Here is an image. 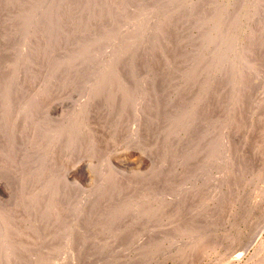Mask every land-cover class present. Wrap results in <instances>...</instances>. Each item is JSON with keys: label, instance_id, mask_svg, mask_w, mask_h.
Returning a JSON list of instances; mask_svg holds the SVG:
<instances>
[{"label": "rangeland", "instance_id": "rangeland-1", "mask_svg": "<svg viewBox=\"0 0 264 264\" xmlns=\"http://www.w3.org/2000/svg\"><path fill=\"white\" fill-rule=\"evenodd\" d=\"M36 1H38L37 4L35 3L36 6H33L34 2H36ZM36 1H34V0H8V1L7 0H0V3H3V5L0 4L3 6V7L0 6V8H2V10H6L4 12V11H1V9H0V16L2 14H5V17H4V15H2L0 17V19L6 20V19L10 18V20L13 21V23L15 22L14 23L15 27L12 25V30H13L12 35L15 36V39H16L15 44H17L18 42L21 43L23 40L25 32L28 33L29 29L31 28L28 24L25 23V21H23V18L25 17L23 15H25V14L28 15L30 9H32V11H30V12L35 11V9L39 10V8H40V10L44 9L45 8L44 5L49 0H40V1L36 0ZM73 1L75 2V6L77 8V11H79L80 14L82 13L84 16L83 20H82V18L79 19L80 22L75 21V20L74 21L78 25H80V23H82L81 25L84 28L87 27V34L82 33L81 36L78 35V39L83 41L84 38H86L85 41H87V42H85V41H83V42L85 44L88 43L91 45L88 46V44H86V45L85 44L84 45L79 44L81 46L80 47L79 45H76V44H72V43L69 44L68 42H70V41L68 40L69 38H67V36L69 37V35L68 34L65 35L66 33L65 34L63 33L64 38H62L63 35H61V38L63 40L66 38L67 39L66 41L68 44L63 45L64 46L63 49L56 50V52H53V55H56V56H54V59L49 58L50 61H49V59L45 60L49 64H47V62H46V64L44 65V67H43L44 73L42 72V74H41L42 76L36 75V77H32V73H33L32 71H34L32 69L39 68L37 63H35L34 61L32 62L33 64L31 63V59L34 58L36 55H34V57L30 58V60H29V54H31L29 52V49H28L29 47H26L25 53L20 54L21 50H19L18 46L19 47H21V46L17 44V47L14 50L15 51L14 55L17 57H20V59H19L20 62L19 61L18 62L20 63V65L22 64V66H21V68H19L17 63H16L17 66L14 64V62L16 61L15 56L9 57L8 58L9 60L7 58L5 59V58L1 57L0 61L2 62V64H1L2 66H0V83L6 82V85L9 86L11 83L14 84V81H15L14 85H12V86L10 85L11 91H13L14 88L16 89V87L22 88L25 86L24 89L23 88L22 89L28 90L30 93L29 92H27V93L29 94V96H32L31 93L34 92L33 91L34 88L36 90V87H37V90H38L39 87H43L44 85H46L48 83V82H46V81H48L47 78L44 79V77H46V76L48 77L50 75L51 69H53L52 66L57 64L55 62V59H57V57H59L61 54H63V56L67 60H70L71 56H73L71 54L79 52L81 50H85L89 47L91 48L92 46H93V49H95L97 46L98 49H95V51H94L95 56L92 54V58L94 59V61L98 60L97 63L93 61L94 64L96 63L98 65L96 67H99V65L101 63H102L101 64L102 66H100L98 69H96V67H95L96 64L94 65V68L96 70H94L93 72L95 74L99 73L98 71H100L101 68L103 70L106 68L105 70H111L110 72H114V73L116 72L119 75L126 74L127 78H129L131 76L129 79L131 80V78H132V80H133V81L129 80V82H127L129 84L128 86L132 85L135 88L141 87L140 90L146 91V90H153L152 88L154 85L157 87V89H160V87H161V86L159 87L160 83L156 82V80H153V79H155L154 76H158V73H162L161 71L159 72V68L161 66L160 63H163L164 61L165 62L168 61L167 65H165V66H168L167 69L171 73H174L175 76L179 80H181V81H177L178 80L177 79L176 81L174 80L175 83L173 82V85L176 86L175 89H177V92L179 95H183V93L180 94L181 91L179 93L178 90L183 89L185 87V85H186L185 82L187 81L186 76L194 74L196 72V70L201 74H207L212 79H214V81H216V80L218 81L219 84H217V82H214L215 85H213L211 87V89L213 88V90L214 89L217 90V91L215 90L214 95H216L215 97H216L217 101L220 102L221 104H219L218 110H215L216 113H215V111L211 112L212 116L208 117L209 118L208 122L204 121V123H206V126H204V127H206L205 129H207V127H208V129L211 130L210 128H212L215 125V123L216 124L218 123L219 126H220V124H222L220 127L214 126L213 129L214 130L216 129L215 133L217 132V133L222 134L221 136H222L223 141L221 140V142H220V148L221 149H219L218 151L220 152L222 150L223 152L222 151L220 152L221 157H220V155L218 156L217 147H214V144H212V146H209L204 150L206 156L208 154H210L211 156L209 157V155H208V157L205 158L206 156L204 155V158H203L204 152H202V155L201 154L197 155V153H194L193 150H191V149H193L192 146H188L191 149H189L190 150L189 151V150H187L188 149V147H187L186 148L187 151H185V153H186V155H188L190 153L191 154L189 155L190 157L188 156V161L186 162L187 164L185 163V164L181 165V161L179 160L177 162V160H176L175 161L176 164L178 163L176 165L175 162H172L173 160L169 159L170 160L169 162L170 163L172 162L174 164L173 165L171 163L170 167H173V168H170V169H172L171 172H175L176 170L177 171L173 174L170 172L169 174H171V175H169V174L165 175L166 173H168V171L165 172L166 170L164 169L167 167V163L165 164L166 161L164 159L162 161L161 158L166 159V156H165V154H163V157H162L160 154L161 151L157 150L155 145L153 146V144H155L154 143L155 140H157L154 137L155 135L153 136L154 139H150V141H149V144H151L150 146H153L152 149L154 148L152 150L151 147L149 146V144H148L149 147L146 146L145 144H142L143 141L145 142L146 138H148L149 136L150 137L152 136L151 132H149L150 134L139 132L137 135L136 134L134 135V134L126 131V130H129L131 128V125H132L133 129H135V127H137V120L134 121V119L129 120L130 122L125 121L127 124H129V126L127 124L123 125V126H125L124 127L125 129L123 128L122 133L120 134L119 138L112 140V141L111 140L110 141L105 140L106 146H105V143L103 142L104 140H100L98 138L93 143L94 145L92 144L93 146H91L92 151L91 150L89 151L88 148H86V147L83 148L84 146H82V147L80 146L81 148L74 146L75 147L74 149H71L68 152H66L65 150L60 148L61 147V145H60L57 148V151L53 157L51 154V152H52V150L50 148L51 146L48 143V141H44L45 139L43 138V133L39 132L37 134L38 135L37 141H39V139H40L37 146L40 149L38 147H35V148H33L32 146L28 147L27 146V143H28L27 140H25V142H22L23 143L22 145H18L19 144L18 142L12 143V142H10L9 138L5 139L8 136L7 133H6L7 135L4 134L3 136H1L2 135L1 134L0 135V148H1L0 149V219H1L0 224L2 227H0V242H1L0 246L3 245L4 247H1V249H0V259H1L0 261L2 262V263L0 262V264H14V263L15 264H32L31 262H34L33 264H66V263L67 264H72V263L77 264V263H79V262H77V260L82 261L81 264H97V263L98 264H107V263L108 264H113V263L114 264H176V263H178V261H179L178 264H181V263L182 264H235V263L236 264H246V262L248 264V262H250V261L251 262L249 264H251V263L253 264L254 261H255L254 263L257 264L259 262V260L261 259V257L258 258V256L259 255L261 256L262 252H264L263 250H261V249H264V140H263L264 139L263 138L264 137V134H263L264 133V130H263L264 129V116H263L264 115V83H263L264 82V68H263L264 67V52H263L264 51V38H263L264 37V33H263L264 32V19H263L264 18V4H263L264 0H199V1L198 0H181V1L180 0H151L150 1L151 4L148 3L147 0H145V1L139 0V2H138V0H123L124 2L121 0V3H120V0H117L119 2L114 0V2H117V3H113L112 0L111 1L108 0L111 3L106 1V0H97V1L96 0H93V1H91V0H73ZM82 1H83V3H82ZM5 2H6V4H5ZM79 2H81V3L79 4ZM92 2H93V6H92ZM132 2H133V5H132ZM134 2H136L137 4L136 3L134 4ZM144 2L146 4V6L143 5ZM11 3L12 4L14 3V5L12 7L10 5ZM108 3H110L109 4L110 6H108ZM40 4H42L43 8L41 7ZM111 4H113L114 6ZM121 4H123V7ZM84 5H86L87 7ZM131 5L134 6L132 8L133 10H131V7H132ZM151 5H152V7H151ZM5 6H7V8ZM9 6H10V9H9ZM124 6H126V7L130 6V8H127L128 9L127 10L126 7L124 8ZM144 6H145V9H144ZM148 6H149V8H148ZM78 7H80L81 9ZM172 7H173V9H172ZM237 7H239V8H237ZM189 8H191V9H189ZM253 8H256V9H253ZM26 9H28V10H26ZM129 9L131 11H129ZM142 9H144V11ZM200 9H201V11H199ZM11 10H13V11H11ZM25 10H26V12H25ZM114 10H116V11H114ZM119 10L121 12L120 14H122V13L124 14V12L126 10L125 15H123V14H122V16L120 15L121 19H123V20H121L119 18V15H118ZM157 10L160 13L159 12L157 13ZM60 12H62V11H60ZM134 12H136V13H134ZM6 13H9V14H7L8 16H6ZM14 13H16V14L14 15ZM110 13L112 15H109ZM165 13H167V14L169 13L168 14L169 16H167ZM175 13L177 14L176 16H175ZM163 14L167 16V17L164 16V17H166V19H163L164 18ZM178 14H179V17H178ZM247 14H248V16H247ZM170 15L175 16V17L173 18ZM60 16L62 18V15H60ZM142 17H144V18L142 19ZM88 18H90V19H88ZM94 18H95V21H94ZM126 18L128 20L127 21L128 23L125 22ZM150 18L152 21L150 20ZM177 18L180 19L179 20L180 23L177 22L178 21ZM187 18H188V20H187ZM87 19L90 20V22L87 23V21H88ZM162 19H163V21H162ZM81 20L83 22L85 21L84 24ZM39 21L40 22H38V24H41V26H42L41 28H43V25H44L43 29H46V31H44L38 27L39 31H41V33H42V34H40V40L41 39L42 40H41V42H39L40 47L38 48V49H40V48L42 49V50L40 49V51L38 50L39 54H41L39 58L45 57V59H46L45 54L47 53V50L49 49V44L51 45L50 41H52V40H50L52 38L50 34H52V33L50 30V27H48L51 23V18L46 16L45 18H42ZM140 21H142V22H140ZM115 22H116V24H115ZM22 23H24L25 25ZM177 23H178V25H177ZM168 24L170 27L168 26V28H167ZM171 24L173 27L171 26ZM153 25H154V27H153ZM155 26H157V27H155ZM175 26H177V27L175 28ZM13 27L16 29H14ZM23 27H25V28H23ZM47 28L49 31H47ZM88 28H90L92 30H90ZM130 28H132L133 30ZM25 29H26V31H25ZM123 29L125 30V32H123L124 31ZM172 29H174L175 32L177 30H180V32L178 31V32L172 34V32H174V30H172ZM18 30L20 31V33ZM138 30H140V31H138ZM166 30H168V32H170V33H168ZM0 31H1L0 32V34H1L0 35V41L2 39H5V41H6V38L9 35H11V33H9V35L7 33V35H6L5 34L6 30L4 28H2L1 26H0ZM15 31H18V33ZM128 32H130V34H128ZM203 32L205 35L203 34ZM16 33L18 35L22 33L21 34V36L23 35L22 39H19L20 37L19 36L17 37ZM43 33H46V34L44 35ZM124 33L129 35V37H126V35L124 37V35H123ZM164 33H167L168 35L171 34L172 36L170 35V37H169V36H167V34H164ZM226 33H228V34H226ZM14 34H16V35H14ZM83 34H84V36H83ZM89 34H91V35H89ZM163 34H164V36L165 35L166 36L164 37ZM178 34H179V36H178ZM181 34H182V36H180ZM32 35L33 34L28 36L26 38L27 40H23V41L28 42L30 40L29 37L31 38ZM207 35L209 37H207ZM132 36H134V38L136 37V39L134 40ZM200 36H201V38H199ZM41 37H43L44 39ZM131 37L133 40L131 39ZM171 37H172V41L169 40V39H171ZM178 37H179V39H178ZM180 37H183V38H180ZM32 38H34V36ZM89 38L91 39V41ZM102 38L105 39V41ZM214 38H216V39H214ZM17 39H19L21 42ZM48 39L50 40L49 42H48ZM114 39H116V40H114ZM176 39H178L179 42ZM254 39H256V40H254ZM110 40L113 42L115 41L114 44ZM120 40H121V42H123L122 40H124L125 45L127 44V46H126L127 48L125 47V45H121L124 42L121 43ZM180 40H182V42ZM251 40H252V42H251ZM258 40H259V42H258ZM45 41H47V42H45ZM100 41H102V42L100 43ZM129 41H131V42H129ZM162 41H164L163 42L164 45H163ZM253 41H255V42H253ZM256 41H257V44H260V43L261 44L260 45L254 44V43H256ZM2 42H4V40ZM43 42H45L46 44H44ZM63 42H65V41H63ZM116 42H118L119 44H115ZM165 42L169 43V45H171L173 42L172 47L169 46L168 44H166ZM93 43H94V45H93ZM143 43L146 44L147 46L143 45ZM155 43H157L158 45ZM179 43H180V45H179ZM95 44H97V45H95ZM14 45L12 43L11 46L14 48ZM117 45L119 46V48H118L119 51L117 50V47H118ZM84 46H88V47L85 48ZM141 46L142 47L144 46V48H141ZM162 46H163V48H162ZM75 47L79 50H77ZM152 47H154L156 49H151ZM45 48L47 50H45ZM123 48H125V50L121 52V50H123ZM249 48L250 49L253 48V49L250 50ZM137 49L139 50V52ZM148 49H150V51ZM113 50H115V51H113ZM160 50H162V51H160ZM174 50H180V51L174 52ZM186 50H187V52H186ZM215 50H217V51H215ZM248 50L251 53L250 52L248 53L247 52ZM59 51H60V53H59ZM158 51H160V52H158ZM70 52H73V53H70ZM151 52H152V54H151ZM64 53L66 55H64ZM135 53H137V54H135ZM139 53H141V54H139ZM153 53H155V54H153ZM156 53H157V55H156ZM163 53H164V56H163ZM166 53H169V54H166ZM241 53L243 55H241ZM19 54H20V56H18ZM67 54H68V56H67ZM80 54H82V52H80ZM69 55H71V56H69ZM131 55H133V56H131ZM140 55H142V57H140ZM240 55L243 57V59ZM119 56L120 57L122 56V57L120 58ZM145 56H147L148 58ZM184 56H186V57H184ZM82 57H83V55H82ZM95 57H98L97 60ZM133 57L135 60L133 59ZM170 57H173V58L171 59ZM239 57H241V58H239ZM247 57H248V59H247ZM256 57H257V59H256ZM183 58H186V60L185 59L183 60ZM2 59H4V60H2ZM11 59L14 61H12ZM27 59H28V61H30V63L27 62ZM102 59H104V60L102 61ZM117 59H121V60H119V62H118ZM122 59L124 62L122 61ZM176 59H178V60H176ZM239 59L241 60V62ZM5 60H7L8 62ZM22 60H24V61H22ZM114 60L116 62H114ZM213 60H215V61H213ZM11 61H12V63H11ZM121 61L123 62V64L120 63ZM137 61H139V63ZM158 61H159V63H158ZM184 61L186 63H184ZM237 61H238V63H237ZM22 62L24 63V65ZM127 62L130 64H127ZM195 62H197V63L194 65ZM245 62H247V63L243 64ZM6 63H8V64H6ZM148 63H150V64H148ZM236 63H237V65H236ZM10 64L12 66V69L10 67ZM225 64H226V66H225ZM4 65H5V67H4ZM131 65H133V66H131ZM143 65H145V67ZM155 65H157V66H155ZM66 66L68 67L69 63H67ZM103 66H104V68H103ZM244 66H246V67H244ZM253 66H255V67H253ZM109 67H112V68H109ZM115 67H116V69H115ZM129 67L130 68L132 67L133 69H130ZM141 67H144V68L142 69ZM174 67L175 68L177 67V68L174 69ZM226 67L228 69H226ZM252 67L254 69H252ZM13 68H17L18 71L15 69L13 70ZM165 68H161L160 70H164ZM45 69H47V70L45 71ZM113 69H115L116 71ZM129 69H130V71H128ZM144 69L146 71H144ZM157 69H158V71H157ZM245 69H246V73H244ZM22 70H23V72H21ZM122 70L124 72H121ZM226 70H229V71H226ZM14 71H15V73H14ZM254 71H258V72L254 73ZM19 72L21 73V75ZM179 72H180V74H179ZM224 72L226 75H224ZM247 72L251 73L252 75L250 74L248 77H245V75L246 76L248 75ZM25 73H28V74H25ZM45 73L48 75H46ZM138 73H139V75H138ZM182 73H183V76L181 75ZM29 74L31 77L29 76ZM178 74L181 76H178ZM243 74H245V75L243 76ZM13 75H15L16 77H14ZM128 75H129V77H128ZM151 75L152 76L154 75V76L152 77ZM184 75H186V76H184ZM20 76H22V77L20 78ZM145 76H147V77H145ZM216 77H219V78L221 77V79H223V80H221V79L219 80V78H216ZM242 77H244V78L242 79ZM12 78H13V80H12ZM32 78H34V79H32ZM144 78H146V80ZM245 78H247V79L249 78L248 81ZM16 79H20V80L17 81ZM35 79H38L40 81H37ZM138 80H139V82H138ZM244 80H246V81H244ZM24 81H26V82L24 83ZM80 81H82L81 82L82 84L79 83L78 85H81L83 87L84 78H82V80H80ZM142 81H143V84H142ZM151 81H153V82H151ZM28 82H30V87H26L29 84ZM36 82H38L37 83L38 86H35V85H37ZM221 82H222V86L220 84ZM233 82H235V84ZM16 83H19L18 86L16 85ZM23 83H24V85H23ZM41 83H43V86L42 85L39 86V84H41ZM146 83H148V84H146ZM230 83H233L234 85H232ZM260 83H262V84H260ZM25 84H27V85H25ZM20 85H22V86H20ZM142 85H147V86L142 87ZM151 85H153V86L151 87ZM218 85H220V86H218ZM46 86H48V85H46ZM46 86H44L42 89L46 88ZM144 87H145V89H144ZM211 89L209 90L208 96L213 95L212 94L213 91ZM251 89H253V90H251ZM196 91L197 90L195 89L194 94H196ZM210 91H211V94H210ZM230 91L232 92V94H229V93H231ZM217 94H219V95H217ZM82 95H83V92H82ZM222 95H224V96H222ZM174 96H177V97H174ZM132 97H133V95L131 93H129L126 100H125V102H126L125 104L127 107L131 104L130 102L132 100ZM196 97H197V95H196ZM249 97H251L250 99H252V100H250ZM74 98H76V97H74ZM179 98H180V100H179ZM81 99H83V96L80 97V100ZM138 99H139V105L138 106L140 108L141 105L144 106L145 101L142 102V100H141L142 96L138 97ZM173 99H175L174 103L176 104L174 109L180 110V107H182L181 102H183V100L181 99L180 96L177 95L176 92L173 95ZM176 99H177V101H176ZM30 100L31 99H29V101ZM44 100H45L44 97L39 99V101H38L39 103H38L37 107H35V110H33V116H34V120L36 122L37 121L39 122V120L40 121L43 120V117H44V112H43L44 106L43 105H45ZM143 100H144V98H143ZM178 100H179V102H178ZM255 100L257 101V103ZM237 101H238V103H237ZM141 102H142V104H141ZM234 102H235V104H234ZM208 104L210 105V108L213 106V104L210 102V100H209ZM37 109H40V111ZM181 109H183V108H181ZM225 109L226 110L228 109V111H226ZM251 109H253V110H251ZM66 110H68V109H66ZM255 110H257V111H255ZM35 111H36V113H35ZM245 111H247V112H245ZM249 111H250V116H249V114H246V113H249ZM253 111L256 113L254 114ZM252 112H253V114H252ZM37 113H39V114H37ZM214 113L216 114V116ZM224 115H225V117H224ZM240 115H241V117H240ZM246 115L250 119H247ZM227 116H229V117H227ZM41 117H42V119H40ZM195 119H193V120L195 122H198L197 118H195ZM30 121L32 122L33 119H31ZM141 121L143 122V120H141ZM54 122H56V121H54ZM2 123L3 122H0V126H1L0 128H3V126L5 125L4 123H3V125H1ZM138 123H140V122L138 121ZM246 123H248V124H246ZM164 124L168 125L167 119L163 120V126H164ZM208 124H209V126H208ZM203 125H205V124H203ZM243 125H245V126H243ZM41 126H43V125L40 123L39 127H41ZM161 126H162V124H161ZM239 127H241V129H244L246 127L247 128L243 130V132H242L243 134H242L241 132H238V129H236ZM249 127H250V129H248ZM20 128H21V126H20ZM217 128H219L220 130ZM225 128H227V129H225ZM1 130L2 129H0V132H3ZM217 130H219V131H217ZM221 130H222V132H221ZM18 132H21V130H19ZM248 132H250L249 134L251 136L248 134ZM180 133H181L180 135H182L185 133V131L184 130L180 131ZM186 133H187V131H186ZM244 133H246L248 135L246 136V134H245V136H244ZM223 134H224V136H223ZM239 134L240 135L242 134L243 136H240ZM260 134H261V136H260ZM129 135H131V137ZM186 135H188V134H186ZM248 136H250V138ZM181 137H183V136H181ZM238 140H240V142ZM244 140H246V141H244ZM106 141L108 142V144ZM243 141H244V143H243ZM42 142H44V143H42ZM99 142H101V143H99ZM259 142L261 144H259ZM39 143H41V144L39 145ZM102 143L104 145H100ZM44 144H46V145L44 146ZM28 145H29V143H28ZM237 145H238V147H237ZM11 146L14 148H12ZM18 146H23V147H21L22 150H20L21 148H17ZM246 146L248 147V149ZM92 147L94 150L92 149ZM98 147H100V149ZM102 147H103V149H102ZM145 147H148L150 149H147ZM5 148H7V150ZM36 148L38 149V151ZM214 148H215V150H214ZM32 149L33 150L35 149V151L32 152L33 151ZM4 150H6V151H4ZM14 150H18V151H14ZM25 150H29L30 153L27 154L28 156L30 154L31 155L29 157L27 156L26 163L24 165H22L21 164V157H22V154L25 152ZM41 150H43V151H41ZM150 150H152L153 153L150 152ZM180 150H181V152H184V149H180ZM44 152H46L47 154ZM58 152L60 153V155L62 152L63 153L60 156V155H57V154H59ZM92 152H93V154L95 153L94 156L91 155ZM98 153L100 154V156H96V155H99ZM148 153H149V155H148ZM11 154L13 156H11ZM42 154H44V155H42ZM48 154H50V155H48ZM4 155H5V157H4ZM8 155L11 157L6 158V157H8ZM256 155H258V156H256ZM62 156H63V158H62ZM157 156H159V157L157 158ZM38 157H39V159H37ZM45 157H46V160H45ZM50 157H51V159H50ZM196 157H200V158L198 159ZM218 157H219V161H217ZM16 158H17V161L14 160ZM30 158H32V160H35V161L32 162L30 160ZM59 158H60V160H59L60 162L57 161ZM154 158L157 160H155ZM216 158H217V160H215ZM18 159H20V160H18ZM1 160H2V162H1ZM27 160H29V162ZM41 160L43 162H41ZM63 160L65 163L63 162ZM211 160H214V161H212V163L214 162L212 166L216 168V171H215V168L213 169L211 166L210 167L211 170H209L208 173H212L214 175L207 174V176H206L207 179H205L206 178L205 175H204V177H205L204 178V177H202L203 176L202 174H203V172H206L205 168H208L207 162L210 163ZM55 161H57V162H55ZM61 161L63 162L62 164H61ZM5 162H7V163H5ZM18 162L23 169L20 166H18L19 165ZM34 162H36V164ZM188 162H191V163H188ZM40 163H41V165H40ZM55 163H58L59 166L61 164V166H60L61 168ZM193 163H195V164H193ZM220 163H222V164H220ZM64 164H66L68 166H66ZM112 164H113V166H112ZM160 164L162 167L160 166ZM226 164H228V165H226ZM32 166H34V167H32ZM46 166H48V167H46ZM49 166L50 167L53 166L52 168L54 170L52 168H50ZM54 166L55 167L58 166L57 167L58 169L57 168L55 169ZM64 166H66V167L64 168ZM35 167H37V168H35ZM160 167L164 171H162V169ZM175 167H177V168H175ZM238 167H239V169H237ZM38 168H40V169H38ZM174 168H175V170H174ZM181 168H183V169H181ZM203 168H204V170H202ZM20 169H22V170H20ZM26 169H27V172H26ZM49 169H51V170H49ZM59 169H61L63 171V175L61 173L62 171L61 170L59 171ZM178 169H179V171L180 170L181 171L179 172ZM197 169L199 170L198 173H197V171H198ZM229 169H230V171H229ZM23 170H25V171L22 172ZM42 171H44L45 173ZM49 171H54V172L50 173ZM185 171H188V172H185ZM182 172L184 173L183 175L181 174ZM160 173L161 174L163 173V174L159 178L158 175H160ZM188 173H190L192 176H190V174H188ZM44 174H46L45 178L42 177ZM47 174L49 176H51V180L50 179L48 180ZM187 175H188V177L186 178ZM32 176H34V177L32 178ZM39 176L42 178H40ZM162 176H163V179H161ZM170 176H171V178H170ZM172 176H173V178H172ZM239 176H241V177H239ZM107 177H109V179ZM151 177H152L153 181H150ZM155 177H157L160 181L155 180L156 179ZM212 177H214V178H212ZM217 177L220 179H218ZM177 178H178V180H177ZM45 179L48 182H46ZM106 179L109 181L105 182ZM141 179H144L145 181L150 179L149 181H147L148 186H150L148 188H151V186L154 185L153 187H155V188L152 187L151 188L152 191H149V192H151L150 196L147 195L146 192H144L145 188L142 187V186H144L143 184H145V183H142V184L139 183V181ZM202 179H205L207 181L204 180L205 181L204 182V181H202ZM214 179L216 180L215 182L212 181ZM36 180H38V181H36ZM41 180H43V181H41ZM56 180H57V182H56ZM208 180L210 182H208ZM217 180H220L221 184H220V181L217 182ZM222 180H224V183ZM49 181H51V183ZM53 181H55V182H53ZM154 181L155 182L157 181L158 183L159 182L160 183L157 184V182H156L157 185L152 184V183H154ZM200 181H202V183H200ZM233 181H234V183H232ZM28 182L30 183L29 185H28ZM44 182H46V183H44ZM113 182L116 185H113ZM176 182H177V184H176ZM181 182H182V184H181ZM198 182H199V184H198ZM149 183H151L152 185ZM162 183L164 185L166 184V186H163ZM168 183H171V184L169 185ZM207 183H208V185H207ZM133 184H135L134 185L135 187H132ZM217 184H218V186H217ZM25 185H26V187H25ZM233 185H234L233 188H235V189L231 188ZM30 186H32V187H30ZM41 186H43V187H41ZM124 186L126 187V188H124L126 190H123ZM161 186L165 187V188L167 187V188L164 189ZM171 186H173V187H171ZM131 188H133V189H131ZM148 188L146 189V191L148 190ZM161 188L166 190V191L162 190ZM58 189H60V190H58ZM199 189L201 191H199ZM202 189H205V190H202ZM48 190H50V191H48ZM128 190L130 192L131 191L132 192L130 193ZM159 190L162 192H158ZM180 190H181V192H180ZM218 190L220 191V193H219V195H216V194H218L216 192H219ZM102 191H103V193H102ZM154 191L156 193H154V195L151 196ZM173 191H175V192L173 193ZM203 191H205V192H203ZM208 191L213 192V193L210 192V194L212 193L211 195H213V197L210 195V199L207 198L209 195L204 197V195L209 193ZM43 192H45V193H43ZM128 192L130 193V195L127 196ZM196 192L198 194L200 192H202V193H200L199 194L200 196H199L198 194H196ZM51 194L53 195V197ZM143 194H144V196L142 197ZM168 194H170V195H168ZM202 194H204V195H202ZM155 195L158 197H154ZM161 195H163V196H161ZM197 195L199 196V198ZM45 196H46V198H45ZM58 196H59V198H58ZM147 196H148V200H147ZM196 196H197L198 204H197V202H195ZM217 196H219V198H217ZM119 197H121V198H119ZM127 197H130V200ZM162 197H164V198H162ZM172 197H176L177 199H172ZM194 197H195V200H193ZM200 197H202V198H200ZM220 197H221V199H220ZM124 198L126 199L125 204L123 203V202H125V201H123ZM152 198H153V200L155 199L154 200L155 203H152L154 206L153 209H152V207H150V206H152V204L150 202H153ZM183 198H187L188 200H184ZM31 199H33V200H31ZM121 199H123V200H121ZM142 199L145 202L147 200V203H145ZM156 199H159V200L156 201ZM169 199H172V200H169ZM200 199H201V201H200ZM205 199H209V200H205ZM42 200H43V202H42ZM164 200H165V202H164ZM32 201H34V202H32ZM127 201H128V203H127ZM217 201H219L220 203L219 202L217 203ZM162 202H163V204H161ZM177 202H178L179 207H177V205H176ZM183 202L186 205L185 204L183 205ZM199 202H200V204H199ZM201 202H203V203H201ZM46 203H48V205H46ZM121 203H123V204H121ZM149 203L151 205H149ZM159 203H160V205H158ZM172 203L173 204L176 203V204L174 205V207H172L173 209L171 208V210H169L170 209L169 207L173 206ZM202 204L204 205V207H202ZM126 205H128V207ZM120 206H122L124 208L123 214L117 213V211L120 212L119 210H121ZM160 206H163V207H161L162 210H160ZM207 206L208 207L211 206V207L206 208ZM223 206H224V208H222ZM192 207H195V208L193 209ZM196 207H198L199 211H198V209H196ZM132 208H134V210ZM150 208L154 211L150 210ZM36 209H38V210H36ZM156 209H159V210H156ZM195 209H196V211H195ZM126 210H127V212H125ZM131 210H132V212L134 211V213L130 212ZM136 210H137V212H136ZM141 212H142V214H141ZM148 212H150V213H148ZM153 212H154V214L156 213L157 215L154 216ZM168 212H169V215H167ZM197 212H199V214ZM83 213H84V215H82ZM146 213H148V214H146ZM158 213H162V215L161 214L159 215ZM165 213H167V214H165ZM202 213H204L205 215ZM103 214H105V215H103ZM150 214H153L152 218L149 217ZM126 215H127V217L124 219L123 217ZM197 215L198 216L200 215L199 222L201 221V224L198 222V216ZM202 215H204L206 217V218H204V220H203L204 216H202ZM217 215H218V217H216ZM43 216L46 218H44ZM104 216L106 217V219ZM121 216H123V217H121ZM146 216H148L149 218H147ZM159 216H160V218H159ZM7 217H8V219H6ZM116 217H118V218L120 217L122 219L121 224L123 223V228H122V225L119 228H117V226L115 225L114 220L116 219ZM208 217H209V219H208ZM214 218L216 219V223H215ZM145 219H147V220H145ZM153 219H156L155 222ZM158 219L161 220V222H159V225H157L158 224L157 222L159 221ZM170 219H172V220H170ZM184 219H186L187 221L186 220L184 221ZM193 219L194 220L197 219V220L194 221ZM207 220L210 222H208ZM126 221H128V222H126ZM180 221L183 223H181ZM206 222H207V224H205ZM144 223H145V225H144ZM163 223H164V225H162ZM177 223H178V225H183L184 227H186V226H188V227L183 228L182 229L183 231H182L181 228L183 226L178 227ZM208 223H210V224H208ZM8 224H10V225H8ZM57 224H58V226H57ZM149 224H150V226H149ZM202 224H205L206 227H205V225H204L205 228L201 227V226H203ZM152 225H153V227H152ZM155 225H157V226H155ZM161 225H162V227H161ZM148 226L151 229L147 228ZM156 227H158V229ZM171 227H174V228H171ZM120 228H122V230L119 231ZM144 228H147L149 230H145ZM154 230H155V232H154ZM184 230H185V232H184ZM187 230H189L188 233H187ZM254 232H256V233H254ZM77 235H78V237H77ZM29 236H31V237H29ZM251 237H252V240H251ZM201 238H203V239H201ZM255 239H256V241H255ZM27 240H29V241H27ZM79 240L82 241L84 244H82V242L80 243ZM250 240L252 242H250ZM28 242H30V243H28ZM91 242H93L92 245L89 244ZM257 243H259L260 246ZM78 244H80V245L78 246ZM83 245L84 246L86 245L85 246L86 248ZM245 245H248V246H245ZM23 246H24L25 250L23 249ZM29 246H31V247H29ZM89 246L90 247L94 246V248L92 247L91 249L96 248L97 251L94 250L95 253L97 252L96 255L94 254L93 250H91L89 248ZM83 247H84V249H83ZM97 247H99L100 252H99ZM242 247L243 248L246 247V249H247L246 254L242 258V260H240V261L237 260L238 262L237 261L233 262L231 260V258H232L231 256H233V254L237 253L240 249H242ZM140 248H142V250ZM88 249H90L91 251H89ZM12 250H13V252H12ZM80 250H82V251H80ZM102 250H103V252H102ZM19 251H21L20 252L21 255L19 254ZM25 251H26V253H22ZM31 251L36 252V253H33ZM260 251H261V253H260ZM3 252H4L5 257L3 256ZM86 252H87V254H86ZM257 252H259V253L256 255H252V254H255ZM1 253H2V255H1ZM72 253H75V254H72ZM79 253H82L83 255L82 254L80 255ZM48 254H49V256H48ZM71 254H72V256H71ZM92 254H94V257H91ZM249 254L252 256V258ZM17 255H19V256L17 257ZM2 256L5 258V260ZM74 256H75V259L73 258ZM79 256L82 259H84V261L86 260V262L84 263V261L81 258H79ZM174 256H176V257H174ZM36 257H38L43 262H41V261L38 262L39 260ZM45 257H47V258H45ZM76 257H77V260H76ZM249 257H250V259H249ZM254 257H256V258H254ZM22 258H24V259H22ZM99 258H101V259H99ZM173 258H174V260H173ZM6 259H7V261H6ZM18 259H19V262L17 263ZM33 259H34V261H32ZM35 259H37V260H35ZM56 259H57V261H56ZM72 259L74 260V262H72ZM90 259H91V261H90ZM122 259H124V260H122ZM66 260H71V261L69 262ZM49 261L52 263H50ZM54 261H56V262H54ZM87 261H88V263H87ZM36 262H38V263H36Z\"/></svg>", "mask_w": 264, "mask_h": 264}, {"label": "bare ground", "instance_id": "bare-ground-1", "mask_svg": "<svg viewBox=\"0 0 264 264\" xmlns=\"http://www.w3.org/2000/svg\"><path fill=\"white\" fill-rule=\"evenodd\" d=\"M8 1V0H7ZM34 1H36V0H34ZM40 1V0H39ZM91 1H93V0H91ZM97 1V0H96ZM106 1H108V0H106ZM111 1V0H110ZM110 1H108V2H110ZM113 1V3H117V2H119V1H117V2H114V0H112ZM123 1V0H122ZM143 1H145V0H143ZM151 0H147V2L148 3H150L151 4V2H150ZM181 1V0H180ZM199 1V0H198ZM10 2V1H9ZM37 2L38 1H36V2H34V4L36 3L37 4ZM45 2V1H44ZM103 2V1H102ZM124 2V1H123ZM138 2H139V0H138ZM141 2V1H140ZM146 2V3H147ZM179 2V1H178ZM81 2H79V4H80ZM82 3H83V1H82ZM86 3V2H85ZM84 3V4H85ZM98 3V2H97ZM106 3V2H105ZM111 3V2H110ZM110 3H108V6H110L109 4ZM120 3H121V0H120ZM136 2H134V4H135ZM153 3V2H152ZM170 3V2H169ZM215 3V2H214ZM240 3V2H239ZM259 3V2H258ZM257 3V4H258ZM0 4H2L3 5V3H0ZM5 4H6V2H5ZM33 4V6H36V4L34 5ZM78 4V5H79ZM89 4V3H88ZM137 4V3H136ZM165 4V3H164ZM264 4V3H263ZM2 5H0V6H2ZM11 5V7L14 5V3L12 4H10ZM41 5V7H42V4H40ZM87 5V4H86ZM86 5H84V6H86ZM96 5V4H95ZM111 5H113V4H111ZM117 5V4H116ZM115 5V6H116ZM120 5V4H119ZM122 5V7H123V4H121ZM126 5V4H125ZM132 5H133V2H132ZM131 5V6H132ZM143 5H145L146 6V4H145V2L143 3ZM148 5V4H147ZM194 5V4H193ZM192 5V6H193ZM199 5V4H198ZM205 5V4H204ZM256 5V4H255ZM20 6V5H19ZM32 6V7H33ZM38 6V5H37ZM45 6V8L44 9H42V10H40V8H39V10L37 9H35V11H33V12H30V11H32V9H30L29 10V13H28V15H26L25 13V15H23V16H25L24 18H23V21H25V23L26 24H28L31 28L29 29V31H28V33H26L25 32V34H24V37H23V40H27L26 38L28 37V36H30L31 34H33L32 36H31V38L29 37V41L28 42H25V41H23L22 40V42L19 40V39H22V36H21V34H17L18 33V31L20 30H18V31H15V32H17L16 34H14V35H16L17 37L19 36L20 38L19 39H17V40H19L21 43H17L18 45H20L21 47H19L18 46V48H19V50H21V53L20 54H23V53H25L26 51V47H29L28 49H29V52L31 53V54H29V60H30V58H32V57H34V55H36L34 58H32L31 59V63L34 61L35 63H37V65H38V67L39 68H37V69H32V70H34V71H32L33 73H32V77H36V75H41L42 74V72H43V67H44V65L46 64V62L47 61H45V60H47V59H54V56H56V55H53V52H56V50H61V49H63V45H66V44H76V45H84L85 43L83 42V41H85V39L86 38H84V40L83 41H81V40H79L78 39V35H80L81 36V34L82 33H86L87 34V27H82V23H80V25H78V24H76V22L75 21H78V22H80V20L79 19H81L82 18V20L84 19V16H83V14L81 13L80 14V12L79 11H77V8H76V6H75V2L73 1V0H49L48 2H46V4L44 5ZM88 6V5H87ZM86 6V7H87ZM92 6H93V2H92ZM114 6V5H113ZM145 6H144V9H145ZM150 6V5H149ZM149 6H148V8H149ZM157 6V5H156ZM191 6V7H192ZM3 7V6H2ZM6 8H7V6H5ZM107 7V6H106ZM120 7V6H119ZM126 6H124V8H125ZM134 6H132L131 7V10H133L132 8H133ZM143 7V6H142ZM151 7H152V5H151ZM150 7V8H151ZM168 7V6H167ZM213 7V6H212ZM260 7V6H259ZM5 8V9H6ZM38 8V7H37ZM43 8V7H42ZM78 8H80V7H78ZM90 8V7H89ZM88 8V9H89ZM103 8V7H102ZM116 8V7H115ZM121 8V7H120ZM123 8V9H124ZM127 8H130V6H128V7H126V9ZM147 8V9H148ZM160 8V7H159ZM158 8V9H159ZM193 8V7H192ZM237 8H239V7H237ZM247 8V7H246ZM1 9V11H6V10H2V8H0ZM9 9H10V6H9ZM34 9V8H33ZM81 9V8H80ZM79 9V10H80ZM83 9V8H82ZM101 9V8H100ZM109 9V8H108ZM117 9V8H116ZM119 9V8H118ZM122 9V8H121ZM144 9H142L143 11H144ZM164 9V8H163ZM172 9H173V7H172ZM177 9V8H176ZM189 9H191V8H189ZM253 9H256V8H253ZM26 10H28V9H26ZM26 10H25V12H26ZM128 10V9H127ZM130 9H129V11H131ZM219 10V9H218ZM11 11H13V10H11ZM60 11H62V12H60ZM87 11V10H86ZM85 11V12H86ZM114 11H116V10H114ZM113 11V12H114ZM128 11V12H129ZM135 11V10H134ZM148 11V10H147ZM178 11V10H177ZM199 11H201V9L199 10ZM203 11V10H202ZM8 12V11H7ZM89 12V11H88ZM94 12V11H93ZM125 12H126V10H125ZM124 12V14L123 15H125L126 13ZM127 12V13H128ZM133 12V11H132ZM149 12V11H148ZM159 11L157 10V13H158ZM179 12V11H178ZM91 13V12H90ZM108 13V12H107ZM118 13V12H117ZM121 12H120V10H119V18L121 19V16H122V14H120ZM134 13H136V12H134ZM160 13V12H159ZM180 13V12H179ZM201 13V12H200ZM222 13V12H221ZM7 14H9V13H6V16H8ZM16 13H14V15H15ZM22 14V13H21ZM129 14V13H128ZM127 14V15H128ZM131 14V13H130ZM150 14V13H149ZM167 16H169L167 13H165ZM253 14V13H252ZM2 15H4V17H5V14H2ZM1 15V16H2ZM49 15V16H48ZM60 15H62V18H61V16ZM91 15V14H90ZM109 15H112L111 13L109 14ZM108 15V16H109ZM121 15V16H120ZM126 15V16H127ZM141 15V14H140ZM143 15V14H142ZM166 15H164L163 14V17L164 16H166ZM177 14L175 13V16H176ZM232 15V14H231ZM236 15V14H235ZM0 16V17H1ZM50 17L51 18V23H50V25L48 26V27H50V30H51V33L52 34H50L51 35V39L50 40H52V41H50L49 39H48V42L50 41L51 42V45L49 44V49L47 50L46 48H45V50H47V53L45 54L46 55V59H45V57H41V58H39L40 57V55L41 54H39V51H40V49H38L40 46H39V42H41V40H40V34H42L41 33V31H39V28H41L42 26H41V24H38V22H40L39 20L40 19H42V18H45V17ZM107 16V17H108ZM148 16V15H147ZM151 16V15H150ZM166 16V17H167ZM171 17H175V16H172V15H170ZM200 16V15H199ZM230 16V15H229ZM247 16H248V14H247ZM146 17V16H145ZM155 17V16H154ZM162 17V16H161ZM166 17H164L163 19H166ZM178 17H179V14H178ZM231 17V16H230ZM8 18V17H7ZM13 18V17H12ZM139 18V17H138ZM144 17H142V19H143ZM148 18V17H147ZM158 18V17H157ZM185 18V17H184ZM237 18V17H236ZM88 19H90V18H88ZM87 19V20H88ZM99 19V18H98ZM101 19V18H100ZM125 19V18H124ZM141 19V20H142ZM163 19H162V21H163ZM178 19V18H177ZM264 19V18H263ZM16 20V19H15ZM75 20V21H74ZM81 20V21H82ZM93 20V19H92ZM121 20H123V19H121ZM150 20H151V18H150ZM156 20V19H155ZM161 20V19H160ZM174 20V19H173ZM179 20L180 19H178V23H180L179 22ZM182 20V19H181ZM187 20H188V18H187ZM236 20V19H235ZM262 20V19H261ZM17 21V20H16ZM22 21V20H21ZM94 21H95V18H94ZM112 21V20H111ZM128 20H127V18H126V20H125V22H127ZM152 21V20H151ZM176 21V20H175ZM230 21V20H229ZM83 22V21H82ZM85 22V21H84ZM84 22H83V24H84ZM88 22H90V20H88L87 21V23ZM121 22V21H120ZM119 22V23H120ZM140 22H142V21H140ZM174 22V21H173ZM231 22V21H230ZM15 23V22H14ZM14 23H13V21H11L10 20V18H8V19H6V20H2V19H0V26L2 27V28H4L6 31V35H7V33H8V35H9V33H11V35H9L7 38H6V41H5V39H2L1 41H0V59H1V57L2 58H9V57H12V56H15L14 55V50H15V48L17 47V44H15L16 43V39H15V36H13L12 34V32H13V30H12V25L14 26ZM123 23V22H122ZM121 23V24H122ZM128 23V22H127ZM148 23V22H147ZM160 23V22H159ZM176 23V22H175ZM178 23H177V25H178ZM223 23V22H222ZM22 24H24V23H22ZM109 24V23H108ZM115 24H116V22H115ZM126 24V23H125ZM163 24V23H162ZM173 24V23H172ZM172 24H171V26H172ZM21 25V24H20ZM25 25V24H24ZM74 25V26H73ZM142 25V24H141ZM140 25V26H141ZM150 25V24H149ZM158 25V24H157ZM27 26V25H26ZM25 26V27H26ZM85 26V25H84ZM162 26V25H161ZM168 26H169V24L167 25V28H168ZM241 26V25H240ZM239 26V27H240ZM15 27V26H14ZM13 27V28H14ZM22 27V26H21ZM25 27H23V28H25ZM39 27V28H38ZM94 27V26H93ZM115 27V26H114ZM117 27V26H116ZM125 27V26H124ZM133 27V26H132ZM153 27H154V25H153ZM155 27H157V26H155ZM170 27V26H169ZM173 27V26H172ZM177 26H175V28H176ZM231 27V26H230ZM43 28H44V25H43ZM43 28H41V30H44V31H46V29H43ZM104 28V27H103ZM166 28V27H165ZM14 29H16V28H14ZM88 29H90V28H88ZM129 29V28H128ZM130 29H132V28H130ZM154 29V28H153ZM156 29V28H155ZM171 29V28H170ZM226 29V28H225ZM230 29V28H229ZM261 29V28H260ZM3 30V29H2ZM24 30V29H23ZM90 30H92V29H90ZM124 30V29H123ZM133 30V29H132ZM169 30V29H168ZM168 30H166L167 32H168ZM172 30H174V29H172ZM25 31H26V29H25ZM47 31H49L48 30V28H47ZM68 31V32H67ZM138 31H140V30H138ZM137 31V32H138ZM165 31V32H166ZM180 32V30H177L176 32ZM226 31V30H225ZM224 31V32H225ZM229 31V30H228ZM1 32V31H0ZM14 32V33H15ZM43 32V31H42ZM123 32H125V30L123 31ZM175 32V30H174V32H172V34L173 33H176ZM223 32V33H224ZM232 32V31H231ZM19 33H20V31H19ZM63 33L65 34V35H69V37L67 36V38H69L68 40L70 41V42H68L67 43V39L65 38L64 40L62 39V38H64V35H63ZM119 33V32H118ZM168 33H170V32H168ZM229 33V32H228ZM228 33H226V34H228ZM260 33V32H259ZM264 33V32H263ZM44 35L46 34V33H43ZM48 34V33H47ZM93 34V33H92ZM106 34V33H105ZM128 34H130V32H128ZM132 34V33H131ZM139 34V33H138ZM164 34H167V33H164ZM164 34H163V36H164ZM203 34H204V32H203ZM217 34V33H216ZM246 34V33H245ZM1 35V34H0ZM61 35H63V37L61 38ZM71 35V36H70ZM89 35H91V34H89ZM98 35V34H97ZM110 35V34H109ZM114 35V34H113ZM124 35V37H125V35H126V37H129V35H127L126 33H124L123 34ZM140 35V34H139ZM160 35V34H159ZM171 35V34H170ZM170 35H168L167 34V36H169L170 37ZM205 35V34H204ZM224 35V34H223ZM254 35V34H253ZM34 36V38H32ZM48 36V35H47ZM83 36H84V34H83ZM93 36V35H92ZM118 36V35H117ZM135 36V35H134ZM134 36H132L133 37V39L135 40L136 39V37L134 38ZM166 36V35H165ZM164 36V37H165ZM172 36V35H171ZM178 36H179V34H178ZM180 36H182V34L180 35ZM184 36V35H183ZM258 36V35H257ZM16 37V38H17ZM49 37V36H48ZM132 37H131V39H132ZM142 37V36H141ZM163 37V38H164ZM174 37V36H173ZM177 37V36H176ZM207 37H209L208 35H207ZM227 37V36H226ZM260 37V36H259ZM262 37V36H261ZM41 38H43V37H41ZM50 38V37H49ZM120 38V37H119ZM180 38H183V37H180ZM199 38H201V36L199 37ZM232 38V37H231ZM250 38V37H249ZM255 38V37H254ZM264 38V37H263ZM44 39V38H43ZM82 39V38H81ZM90 39V38H89ZM88 39V40H89ZM103 39V38H102ZM122 39V38H121ZM125 39V38H124ZM132 39V40H133ZM138 39V38H137ZM152 39V38H151ZM160 39V38H159ZM166 39V38H165ZM178 39H179V37H178ZM178 39H176L178 42H179V40ZM185 39V38H184ZM204 39V38H203ZM214 39H216V38H214ZM4 40V42H2ZM47 40V39H46ZM104 41H105V39H103ZM114 40H116V39H114ZM118 40V39H117ZM130 40V39H129ZM169 40H171L172 41V37H171V39H169ZM224 40V39H223ZM226 40V39H225ZM238 40V39H237ZM253 40V39H252ZM252 40H251V42H252ZM254 40H256V39H254ZM44 41V40H43ZM63 41H65V42H63ZM90 41H91V39H90ZM93 41V40H92ZM103 41V42H104ZM111 41V40H110ZM119 41V40H118ZM123 42H124V40H122ZM158 41V40H157ZM168 41V40H167ZM170 41V42H171ZM175 41V40H174ZM181 42H182V40H180ZM200 41V40H199ZM207 41V40H206ZM216 41V40H215ZM45 42H47V41H45ZM45 42H43L44 44H46ZM85 42H87V41H85ZM102 41H100V43H101ZM111 42H113V41H111ZM115 42V41H114ZM114 42H113V44H114ZM120 42H121V40H120ZM123 42H121V43H123ZM129 42H131V41H129ZM160 42V41H159ZM164 41H162V43H163ZM176 42V41H175ZM253 42H255V41H253ZM258 42H259V40H258ZM12 43H13V45H14V48L11 46L12 45ZM65 43V44H64ZM106 43V42H105ZM133 43V42H132ZM158 43V42H157ZM157 43H155V44H157ZM166 43V42H165ZM184 43V42H183ZM239 43V42H238ZM42 44V43H41ZM86 44H88V43H86ZM85 44V45H86ZM115 44H119L118 42H116ZM166 44H168L169 45V43H166ZM253 44V43H252ZM254 44H257V41H256V43H254ZM253 44V45H254ZM261 44V43H260ZM260 44H257V45H260ZM79 45V46H80ZM89 45H91V44H88V46ZM93 45H94V43H93ZM95 45H97V44H95ZM111 45V44H110ZM121 45H125V42L123 43V44H121ZM143 45H146V44H144L143 43ZM158 45V44H157ZM163 45H164V43H163ZM172 45H173V42H172V44L171 45H169V46H171L172 47ZM176 45V44H175ZM178 45V44H177ZM179 45H180V43H179ZM209 45V44H208ZM214 45V44H213ZM248 45V44H247ZM252 45V46H253ZM69 46V45H68ZM88 46H84L85 48H87ZM100 46V45H99ZM118 46V45H117ZM116 46V47H117ZM127 46V44L125 45V47ZM147 46V45H146ZM151 46V45H150ZM226 46V45H225ZM42 47V46H41ZM81 47V46H80ZM115 47V46H114ZM122 47V46H121ZM183 47V46H182ZM246 47V46H245ZM255 47V46H254ZM17 48V49H18ZM43 48V47H42ZM73 48V47H72ZM76 48V47H75ZM92 48V49H91ZM89 47V48H87V49H85V50H81V51H79V52H76V53H73V52H70V53H73V54H71V55H73V56H71V55H69V56H71V59L70 60H67L64 56H63V54H61L59 57H57V59H55V62L57 63V64H55V65H53L52 67H53V69H51V73H50V75L47 77H44V79L45 78H47V80L48 81H46V82H48L46 85H48V86H46V85H44V86H46V88H44V89H42L44 86H43V83H41V84H39V86L40 85H42L43 87H39L38 88V90H37V87H36V90H35V88H34V92L33 93H31L32 94V96H29V94L27 93V92H29L28 90H23L24 89V87H22V88H20V87H16V89L14 88V90L13 91H11V89H10V85L12 86V85H14L15 84V81H14V84H12L11 82V84L9 85V86H7L6 85V82H4V83H0V122H3L5 125L3 126V128H0V129H2L1 131H3V132H0V135L1 136H3L4 134L5 135H7L8 134V136L5 138V139H7V138H9V140H10V142H18L17 144L18 145H22L23 143L22 142H25V140H27V142L29 143V145H28V143H27V146L28 147H33V148H35V147H38L37 146V144H38V142L40 141V139H39V141H37V134L40 132V133H43V138L45 139L44 141H48V143L50 144V148H51V150H52V152H51V154H52V157L55 155V153H56V151H57V148L61 145V149H63V150H65L66 152H68L69 150H71V149H74L75 147H82V146H84L83 148H88V150L90 151L91 150V146H93L94 144V142H95V140L98 138V139H100V140H104L103 142L105 143V140H115V139H117V138H119L120 137V134L122 133V130H123V128L125 127V126H123V125H126L127 123L126 122H128L129 120H133L134 119V121H136L137 120V127H135V129H133V127H132V125H131V128L129 129V130H126L127 132H129V133H132V134H138L139 132L140 133H149V132H151L152 133V136L150 137H148V138H146L145 139V142L143 141L142 142V144H145L146 146H148V144H149V141H150V139H154V137H155V139H157V140H155V144H153V146L155 145V147L157 148V150H159V151H161L160 152V154H161V156L163 157V154H165V156H166V159L165 158H161V160L163 161V159L166 161H164L165 162V164L167 163V169L166 168H164L166 171L165 172H167L168 171V173H166L165 175H167V174H169L171 171H172V169H170V168H173V167H170L171 166V163L172 162H175L176 160H177V162L180 160L181 161V165L182 164H185L187 161H188V156L191 154H188V155H186V153H185V151H187V150H189V149H191V148H189L188 146H192V148L193 149H191V150H193V152L194 153H197V155H199V154H201L202 155V152H204V150L207 148V147H209V146H212V144H214V147H217V154H218V156L220 155V152L222 151H218L219 149H221L220 148V142H221V140H222V134H220V133H215V130L213 129L214 128V126H218V127H220L222 124H220V126H219V124L217 123H215V125L212 127V128H210L211 130H209L208 129V127H207V129H205L206 127H204V126H206V123H204V121L205 122H208V120H209V118L208 117H210V116H212V114H211V112L213 111H215V110H218V107H219V104H221L220 102H218L217 101V99H216V95H214V92H215V90L216 89H214L213 90V88L211 89V87L213 86V85H215L214 84V82H217V84H219L218 83V81L216 80V81H214V79H212L210 76H208L207 74H201V73H199L197 70H196V72L194 73V74H192V75H184V76H186L187 77V81L185 82L186 83V85H185V87L183 88V89H180V90H178L179 91V93H180V91H181V93L180 94H182L183 93V95H179L178 94V92H177V89H175V85H173V82L175 83V81L178 79L176 76H175V74L174 73H171L167 68H168V66H165V65H167V62H163V63H160L161 64V66H160V68H159V72L161 71L162 73H158V76H154L155 77V79H153V80H156V82H159L160 83V85H159V87H160V89H157V87L154 85H151V87L153 86V90H146V91H142V90H140L141 89V87L140 88H135V87H133L132 85L131 86H128L129 84L127 83V82H129V78L131 77H129V75H128V77L129 78H127V75L126 74H121V75H119V74H117L116 72L114 73V72H110L111 70H103L102 68V70L100 69V71H98L99 73H97V74H95L93 71L94 70H96V69H98L100 66H102L101 64L99 65V67H96V66H98L96 63L98 62V60H97V58L98 57H95L96 58V60L97 61H94V59L92 58V54L95 56V54H94V51H95V49H98V47L96 46V48L95 49H93V46L92 47ZM119 46L117 47V50L119 51ZM127 48V47H126ZM134 48V47H133ZM139 48V47H138ZM141 48H144V46L142 47L141 46ZM146 48V47H145ZM160 48V47H159ZM162 48H163V46H162ZM176 48V47H175ZM181 48V47H180ZM251 48V47H250ZM249 48V49H250ZM77 49V48H76ZM84 49V48H83ZM91 49V50H90ZM140 49V48H139ZM151 49H156V48H154V47H152ZM166 49V48H165ZM183 49V48H182ZM218 49V48H217ZM224 49V48H223ZM244 49V48H243ZM253 49V48H252ZM252 49H250V50H252ZM39 50V51H38ZM42 50V49H41ZM77 50H79V49H77ZM125 50V48H123V50H121V52L122 51H124ZM138 50V49H137ZM149 51H150V49H148ZM147 50V51H148ZM230 50V49H229ZM28 51V50H27ZM85 51V52H84ZM113 51H115V50H113ZM112 51V52H113ZM160 51H162V50H160ZM160 51H158V52H160ZM175 51H180V50H174V52ZM215 51H217V50H215ZM214 51V52H215ZM62 52V51H61ZM67 52V51H66ZM80 52H82V54H80ZM84 52V53H83ZM129 52V51H128ZM138 52H139V50H138ZM141 52V51H140ZM145 52V51H144ZM153 52V51H152ZM152 52H151V54H152ZM186 52H187V50H186ZM230 52V51H229ZM233 52V51H232ZM248 53L250 52L249 50L247 51ZM264 52V51H263ZM59 53H60V51H59ZM86 53V54H85ZM132 53V52H131ZM150 53V52H149ZM171 53V52H170ZM228 53V52H227ZM247 53V54H248ZM251 53V52H250ZM255 53V52H254ZM13 54V55H12ZM20 54L18 55V56H20ZM113 54V53H112ZM111 54V55H112ZM133 54V53H132ZM135 54H137V53H135ZM139 54H141V53H139ZM153 54H155V53H153ZM166 54H169V53H166ZM33 55V56H32ZM44 55V56H45ZM64 55H66L65 53H64ZM82 55H83V57H82ZM121 55V54H120ZM130 55V54H129ZM156 55H157V53H156ZM162 55V54H161ZM173 55V54H172ZM236 55V54H235ZM241 55H243L242 53H241ZM240 55V56H241ZM28 56V55H27ZM67 56H68V54H67ZM110 56V55H109ZM131 56H133V55H131ZM163 56H164V53H163ZM201 56V55H200ZM219 56V55H218ZM16 58H15V62H14V64L17 66V64H18V67L19 68H21V66H22V64L20 65V61H19V59H20V57H17V56H15ZM115 57V56H114ZM113 57V58H114ZM120 57V56H119ZM122 57V56H121ZM120 57V58H121ZM126 57V56H125ZM124 57V58H125ZM130 57V56H129ZM140 57H142V55H140ZM145 57H147V56H145ZM162 57V56H161ZM160 57V58H161ZM184 57H186V56H184ZM242 57V56H241ZM241 57H239V58H241ZM27 58V57H26ZM25 58V59H26ZM136 58V57H135ZM139 58V57H138ZM148 58V57H147ZM171 59L173 58V57H170ZM208 58V57H207ZM24 59V60H25ZM50 59H49V61H50ZM133 59H134V57H133ZM140 59V58H139ZM146 59V58H145ZM180 59V58H179ZM186 60V58H183V60ZM202 59V58H201ZM200 59V60H201ZM219 59V58H218ZM238 59V58H237ZM242 59H243V57H242ZM247 59H248V57H247ZM246 59V60H247ZM256 59H257V57H256ZM2 60H4V59H2ZM9 60V59H8ZM12 60V59H11ZM24 60H22V61H24ZM104 59H102V61H103ZM118 60V62H119V60H121V59H117ZM128 60V59H127ZM132 60V59H131ZM135 60V59H134ZM133 60V61H134ZM176 60H178V59H176ZM182 60V61H183ZM240 60V59H239ZM255 60V59H254ZM253 60V61H254ZM5 61H7V60H5ZM4 61V62H5ZM12 61H14V60H12ZM12 61H11V63H12ZM19 61V62H18ZM96 62L95 64H94V62ZM100 61V60H99ZM122 61H123V59H122ZM120 62V63H122L123 64V62ZM130 61V60H129ZM128 61V62H129ZM211 61V60H210ZM213 61H215V60H213ZM245 61V60H244ZM252 61V60H251ZM257 61V60H256ZM255 61V62H256ZM259 61V60H258ZM8 62V61H7ZM27 62H29L30 63V61H28V59H27ZM26 62V63H27ZM114 62H116L115 60H114ZM127 62V64H130V63H128ZM131 62V61H130ZM138 63H139V61H137ZM240 62H241V60H240ZM17 63V64H16ZM23 63V62H22ZM25 63V64H26ZM67 63H69V66L67 67L66 65H67ZM104 63V62H103ZM126 63V62H125ZM158 63H159V61H158ZM176 63V62H175ZM184 63H186L185 61H184ZM197 62H195L194 63V65L196 64ZM212 63V62H211ZM214 63V62H213ZM237 63H238V61H237ZM237 63H236V65H237ZM247 62H245V63H243V64H246ZM2 64V62L0 61V66H2L1 65ZM6 64H8V63H6ZM33 64V63H32ZM47 64H49L48 62H47ZM99 64V63H98ZM107 64V63H106ZM148 64H150V63H148ZM173 64V63H172ZM192 64V63H191ZM257 64V63H256ZM23 65H24V63H23ZM94 65H95V67H96V69L94 68ZM113 65V64H112ZM119 65V64H118ZM158 65V64H157ZM157 65H155V66H157ZM178 65V64H177ZM184 65V64H183ZM193 65V66H194ZM232 65V64H231ZM240 65V64H239ZM9 66V65H8ZM36 66V65H35ZM109 66V65H108ZM114 66V65H113ZM120 66V65H119ZM122 66V65H121ZM128 66V65H127ZM131 66H133V65H131ZM137 66V65H136ZM144 67H145V65H143ZM149 66V65H148ZM151 66V65H150ZM186 66V65H185ZM184 66V67H185ZM223 66V65H222ZM225 66H226V64H225ZM4 67H5V65H4ZM10 67H11V69H12V66H11V64H10ZM14 67V66H13ZM34 67V66H33ZM144 67H141L142 69L144 68ZM166 67V68H165ZM183 67V66H182ZM187 67V66H186ZM192 67V66H191ZM235 67V66H234ZM244 67H246V66H244ZM253 67H255V66H253ZM252 67V69H254ZM261 67V66H260ZM9 68V67H8ZM24 68V67H23ZM103 68H104V66H103ZM109 68H112V67H109ZM108 68V69H109ZM118 68V67H117ZM123 68V67H122ZM130 68V67H129ZM140 68V69H141ZM161 68H165L164 70H160ZM177 68V67H176ZM175 67H174V69H176ZM219 68V67H218ZM250 68V67H249ZM248 68V69H249ZM264 68V67H263ZM17 70V68H13V70ZM50 69V68H49ZM48 69V70H49ZM115 69H116V67H115ZM115 69H113V70H115ZM124 69V68H123ZM130 69H133L132 67L130 68ZM130 69L128 70V71H130ZM148 69V68H147ZM173 69V68H172ZM179 69V68H178ZM177 69V70H178ZM221 69V68H220ZM226 69H228L227 67H226ZM232 69V68H231ZM247 69V70H248ZM251 69V70H252ZM256 69V68H255ZM8 70V69H7ZM30 70V69H29ZM47 69H45V71H46ZM120 70V69H119ZM230 70V69H229ZM229 70H226V71H229ZM3 71V70H2ZM11 71V70H10ZM18 71V70H17ZM31 71V70H30ZM50 71V70H49ZM116 71V70H115ZM141 71V70H140ZM144 71H146L145 69H144ZM143 71V72H144ZM149 71V70H148ZM154 71V70H153ZM157 71H158V69H157ZM173 71V70H172ZM225 71V72H226ZM242 71V70H241ZM260 71V70H259ZM21 72H23V70L21 71ZM119 72V71H118ZM121 72H124L123 70L121 71ZM127 72V71H126ZM174 72V71H173ZM225 72H224V75H226L225 74ZM255 72H258V71H254V73ZM14 73H15V71H14ZM17 73V72H16ZM20 73V72H19ZM44 73V72H43ZM129 73V72H128ZM142 73V72H141ZM140 73V74H141ZM145 73V72H144ZM148 73V72H147ZM151 73V72H150ZM178 73V72H177ZM208 73V72H207ZM244 73H246V69H245V72ZM248 73V75L246 76L245 74H243V76L245 75V77H248L251 73H249V72H247ZM25 74H28V73H25ZM24 74V75H25ZM46 74V73H45ZM146 74V73H145ZM144 74V75H145ZM149 74V73H148ZM153 74V73H152ZM156 74V73H155ZM179 74H180V72H179ZM178 74V76H183V73L181 74V75H179ZM16 75V74H15ZM15 75H13L14 77H16ZM20 75H21V73H20ZM46 75H48V74H46ZM135 75V74H134ZM138 75H139V73H138ZM221 75V74H220ZM229 75V74H228ZM252 75V74H251ZM259 75V74H258ZM29 76H30V74H29ZM28 76V77H29ZM42 76V75H41ZM133 76V75H132ZM137 76V75H136ZM149 76V75H148ZM152 76V75H151ZM152 76V77H153ZM13 77V78H14ZM22 76H20V78H21ZM25 77V76H24ZM31 77V76H30ZM145 77H147V76H145ZM213 77V76H212ZM8 78V77H7ZM13 78H12V80H13ZM82 78H84V82H83V87L81 86V85H78L79 83H81L82 81H80V80H82ZM185 78V77H184ZM216 78H219V77H216ZM244 77H242V79H243ZM27 79V78H26ZM32 79H34V78H32ZM43 79V78H42ZM43 79V80H44ZM145 80H146V78H144ZM221 79V77L219 78V80ZM245 79H247V78H245ZM249 79V78H248ZM248 79H247V81H248ZM17 81L18 80H20V79H16ZM35 80H37V81H40V80H38V79H35ZM131 80H132V78H131ZM130 80V81H131ZM175 80V81H174ZM221 80H223V79H221ZM225 80V79H224ZM16 81V82H17ZM133 81V80H132ZM144 81V80H143ZM143 81H142V84H143ZM177 81H181V80H177ZM243 81V80H242ZM241 81V82H242ZM244 81H246V80H244ZM2 82V81H1ZM26 81H24V83H25ZM31 82V81H30ZM30 82H28L29 84H28V86H26V87H30ZM34 82V81H33ZM32 82V83H33ZM43 82V81H42ZM137 82V81H136ZM138 82H139V80H138ZM147 82V81H146ZM151 82H153V81H151ZM155 82V81H154ZM232 82V81H231ZM24 83H23V85H24ZM38 82H36V84H37ZM45 83V82H44ZM234 84H235V82H233ZM233 83H230V84H232V85H234ZM237 83V82H236ZM264 83V82H263ZM18 84L19 83H16V85L18 86ZM82 84V83H81ZM145 84V83H144ZM146 84H148V83H146ZM153 84V83H152ZM184 84V83H183ZM221 84V86H222V82L220 83ZM249 84V83H248ZM260 84H262V83H260ZM25 85H27V84H25ZM237 85V84H236ZM240 85V84H239ZM20 86H22V85H20ZM32 86V85H31ZM35 86H38V84L37 85H35ZM136 86V85H135ZM138 86V85H137ZM143 86H147V85H142V87ZM218 86H220V85H218ZM259 86V85H258ZM178 87V86H177ZM234 87V86H233ZM245 87V86H244ZM12 88V87H11ZM235 88V87H234ZM233 88V89H234ZM258 88V87H257ZM144 89H145V87H144ZM150 89V88H149ZM197 90L196 91V94H194L195 92H194V90ZM212 90L213 91V95H209L208 96V94H209V90ZM237 89V88H236ZM235 89V90H236ZM243 89V88H242ZM31 90V89H30ZM82 90V91H81ZM251 90H253V89H251ZM217 91V90H216ZM227 91V90H226ZM32 92V91H31ZM81 92V93H80ZM82 92H83V95H82ZM175 92L177 93V95L178 96H180L181 97V99L183 100V102H181L182 103V107H180V110L179 109H174L175 108V103H174V100L175 99H173V95L175 94ZM198 92V93H197ZM219 92V91H218ZM231 92V91H230ZM239 92V91H238ZM30 93V92H29ZM129 93H131L132 95H133V97H132V100H131V104L127 107L126 106V102H125V100H126V98H127V96H128V94ZM30 94V95H31ZM210 94H211V91H210ZM220 94V93H219ZM219 94H217V95H219ZM229 94H232V92L231 93H229ZM196 95H197V97H196ZM257 95V94H256ZM29 96V97H28ZM81 96H83V99H81L80 100V97ZM142 96V102L143 101H145V103H144V106H142L141 104H142V102H141V107L139 108V99H138V97H141ZM222 96H224V95H222ZM226 96V95H225ZM232 96V95H231ZM42 97H44L45 98V100H44V103H45V105H43L44 106V108H43V112H44V117H43V120H39V122L37 121H35L34 120V116H33V110H35V107H37V105H38V101H39V99H41ZM74 97H76V98H74ZM174 97H177V96H174ZM143 98H144V100H143ZM211 98V99H210ZM228 98V97H227ZM251 97H249V99H250ZM29 99H31L30 101H29ZM75 99V100H74ZM179 100H180V98H179ZM179 100H178V102H179ZM209 100H210V102L213 104V106L210 108V105L208 104L209 103ZM250 100H252V99H250ZM176 101H177V99H176ZM175 101V102H176ZM256 101V100H255ZM240 102V101H239ZM249 102V101H248ZM233 103V102H232ZM237 103H238V101H237ZM256 103H257V101H256ZM231 104V103H230ZM234 104H235V102H234ZM239 105V104H238ZM222 106V105H221ZM220 106V107H221ZM235 106V105H234ZM39 108V107H38ZM181 108H183V109H181ZM66 109H68V110H66ZM37 110H39L40 111V109H37ZM222 110V109H221ZM226 110V109H225ZM239 110V109H238ZM237 110V111H238ZM247 110V109H246ZM250 110V109H249ZM251 110H253V109H251ZM226 111H228V109L226 110ZM255 111H257V110H255ZM219 112V111H218ZM242 112V111H241ZM240 112V113H241ZM245 112H247V111H245ZM254 112V111H253ZM253 112H252V114H253ZM259 112V111H258ZM35 113H36V111H35ZM215 113H216V111H215ZM214 113V114H215ZM228 113V112H227ZM244 113V112H243ZM256 112H254V114H255ZM37 114H39V113H37ZM246 114H249V116H250V111H249V113H246ZM227 115V114H226ZM230 115V114H229ZM242 115V114H241ZM241 115H240V117H241ZM63 116V117H62ZM215 116H216V114H215ZM238 116V115H237ZM264 116V115H263ZM224 117H225V115H224ZM227 117H229V116H227ZM246 117H247V119H250L247 115H246ZM29 118V119H28ZM195 118H197V120H198V122H195L193 119H195ZM220 118V117H219ZM235 118V117H234ZM254 118V117H253ZM31 119H33V121L31 122L30 120ZM40 119H42V117L40 118ZM57 119V120H56ZM143 120V122L141 121V120ZM167 119V124L168 125H165L164 124V126H163V120H166ZM213 119V118H212ZM246 119V118H245ZM261 119V118H260ZM37 120V119H36ZM196 120V119H195ZM240 120V119H239ZM244 120V119H243ZM54 121H56V122H54ZM126 121V122H125ZM138 121L140 122V123H138ZM219 121V120H218ZM242 121V120H241ZM251 121V120H250ZM253 121V120H252ZM130 122V121H129ZM220 122V121H219ZM3 123L1 124V125H3ZM40 123L43 125V126H41V127H39V125H40ZM117 124V125H116ZM135 124V123H134ZM161 124H162V126H161ZM203 124H205V125H203ZM246 124H248V123H246ZM258 124V123H257ZM128 126H129V124H127ZM213 125V124H212ZM225 125V124H224ZM233 125V124H232ZM255 125V124H254ZM20 126H21V128H20ZM208 126H209V124H208ZM243 126H245V125H243ZM252 126V125H251ZM250 126V127H251ZM1 127V126H0ZM164 129H163V128ZM250 127L248 128V129H250ZM247 128V127H246ZM246 128H244V129H246ZM252 128V127H251ZM125 129V128H124ZM217 129H219V128H217ZM225 129H227V128H225ZM236 129H238V132H243V130L244 129H241V127H239V128H236ZM258 129V128H257ZM261 129V128H260ZM19 130H21V132H18ZM185 131V133L184 134H182V135H180L181 133H180V131ZM220 130V129H219ZM219 130H217V131H219ZM264 130V129H263ZM186 131H187V133H186ZM246 131V130H245ZM262 131V130H261ZM126 132V133H127ZM221 132H222V130H221ZM7 133V134H6ZM11 133V134H10ZM250 132H248V134H249ZM131 134V135H132ZM150 134V133H149ZM186 134H188V135H186ZM230 134V133H229ZM233 134V133H232ZM243 134V133H242ZM240 135V136H243V135ZM245 134L246 133H244V136H245ZM248 134H246V136L248 135ZM264 134V133H263ZM131 135H129L130 137H131ZM155 135V136H154ZM236 135V134H235ZM250 135V134H249ZM259 135V134H258ZM26 136V137H25ZM154 136V137H153ZM181 136H183V137H181ZM223 136H224V134H223ZM251 136V135H250ZM250 136H248L249 138H250ZM260 136H261V134H260ZM139 137V136H138ZM143 137V136H142ZM153 137V138H152ZM235 137V136H234ZM263 137V136H262ZM42 138V139H43ZM228 138V137H227ZM238 138V137H237ZM247 138V137H246ZM264 138V137H263ZM253 140V139H252ZM260 140V139H259ZM262 140V139H261ZM264 140V139H263ZM106 141V142H107ZM223 141V140H222ZM239 142H240V140H238ZM244 141H246V140H244ZM244 141H243V143H244ZM226 142V141H225ZM242 142V141H241ZM251 142V141H250ZM249 142V143H250ZM261 142V141H260ZM259 142V144H261ZM11 143V144H12ZM42 143H44V142H42ZM99 143H101V142H99ZM152 143V142H151ZM228 143V142H227ZM247 143V142H246ZM9 144V143H8ZM25 144V143H24ZM41 143H39V145H40ZM93 144V145H92ZM107 144H108V142H107ZM242 144V143H241ZM256 144V143H255ZM46 144H44V146H45ZM98 145V144H97ZM100 145H104L103 143L102 144H100ZM151 144H149V146H150ZM225 145V144H224ZM233 145V144H232ZM43 146V145H42ZM43 146V147H44ZM75 146V147H74ZM99 146V145H98ZM105 146H106V143H105ZM128 146V145H127ZM148 146V147H149ZM153 146H150L151 147V149H152V147ZM5 147V146H4ZM12 147V146H11ZM10 147V148H11ZM21 147H23V146H18L17 148H21ZM80 147V148H81ZM101 147V146H100ZM100 147H98L99 149H100ZM131 147V146H130ZM143 147V146H142ZM148 147H145V148H147V149H150V148H148ZM188 147V149L186 150V148ZM223 147V146H222ZM227 147V146H226ZM232 147V146H231ZM237 147H238V145H237ZM243 147V146H242ZM247 147V146H246ZM12 148H14V147H12ZM39 148V147H38ZM49 148V149H50ZM90 148V149H89ZM105 148V147H104ZM144 148V149H145ZM155 148V149H156ZM225 148V147H224ZM1 149V148H0ZM6 150H7V148H5ZM16 149V148H15ZM28 149V148H27ZM37 149V148H36ZM40 149V148H39ZM44 149V148H43ZM92 149H93V147H92ZM102 149H103V147H102ZM131 149V148H130ZM154 149V148H153ZM152 149V150H153ZM180 149H184V152H181V150ZM223 149V148H222ZM244 149V148H243ZM247 149H248V147H247ZM255 149V148H254ZM6 150H4V151H6ZM10 150V149H9ZM8 150V151H9ZM20 150H22V148L20 149ZM33 150V149H32ZM94 150V149H93ZM122 150V149H121ZM152 150H150V152H152L153 153V151ZM156 150V151H157ZM212 150V149H211ZM214 150H215V148H214ZM230 150V149H229ZM14 151H18V150H14ZM35 151V149L32 151V152H34ZM37 151H38V149H37ZM41 151H43V150H41ZM48 151V150H47ZM50 151V150H49ZM61 151V150H60ZM92 151V150H91ZM127 151V150H126ZM155 151V152H156ZM164 153H163V152ZM190 151V150H189ZM243 151V150H242ZM2 152V151H1ZM20 152V151H19ZM83 152V151H82ZM214 152V151H213ZM223 152V151H222ZM246 152V151H245ZM6 153V152H5ZM16 153V152H15ZM30 152H29V150H25V152L22 154V157H21V164L22 165H24L25 163H26V158H27V154H29ZM44 153H46V152H44ZM59 153V152H58ZM63 153V152H62ZM62 153H61V155H62ZM73 153V152H72ZM85 153V152H84ZM90 153V152H89ZM101 153V152H100ZM250 153V152H249ZM9 154V153H8ZM47 154V153H46ZM95 154V153H94ZM94 154H93V152H92V154L91 155H93L94 156ZM99 154V153H98ZM215 154V153H214ZM226 154V153H225ZM31 155V154H30ZM29 155V156H30ZM40 155V154H39ZM42 155H44V154H42ZM48 155H50V154H48ZM57 155H60V153L59 154H57ZM60 155V156H61ZM64 155V154H63ZM66 155V154H65ZM74 155V154H73ZM81 155V154H80ZM148 155H149V153H148ZM154 155V154H153ZM152 155V156H153ZM204 155L206 156V154H205V152H204V154H203V158H204ZM209 155V157L211 156L210 154H208ZM208 155L205 157V158H207L208 157ZM238 155V154H237ZM246 155V154H245ZM244 155V156H245ZM11 156H13L12 154H11ZM11 156H9L8 155V157H6V158H9V157H11ZM15 156V155H14ZM28 156V157H29ZM35 156V155H34ZM96 156H100V154L99 155H96ZM160 156V157H161ZM225 156V155H224ZM234 156V155H233ZM256 156H258V155H256ZM3 157V156H2ZM4 157H5V155H4ZM68 157V156H67ZM78 157V156H77ZM81 157V156H80ZM92 157V156H91ZM159 156H157V158H158ZM190 157V156H189ZM194 157V156H193ZM192 157V158H193ZM202 157V156H201ZM220 157H221V155H220ZM232 157V156H231ZM236 157V156H235ZM249 157V156H248ZM14 158V157H13ZM20 158V157H19ZM41 158V157H40ZM62 158H63V156H62ZM149 158V157H148ZM152 158V157H151ZM196 158H200V157H196ZM195 158V159H196ZM247 158V157H246ZM29 159V158H28ZM35 159V158H34ZM37 159H39V157L37 158ZM50 159H51V157H50ZM80 159V158H79ZM150 159V158H149ZM155 159V158H154ZM169 159H171V160H173L171 163L169 162L170 160ZM5 160V159H4ZM7 160V159H6ZM14 160H16L17 161V158L16 159H14ZM18 160H20V159H18ZM30 160L33 162V161H35V160H32V158H30ZM43 160V159H42ZM41 160V162H43ZM45 160H46V157H45ZM48 160V159H47ZM60 160V158L57 160V161H59ZM151 160V159H150ZM155 160H157V159H155ZM202 160V159H201ZM208 160V159H207ZM215 160H217V158L215 159ZM240 160V159H239ZM242 160V159H241ZM9 161V160H8ZM11 161V160H10ZM15 161V162H16ZM28 162H29V160H27ZM57 161H55V162H57ZM74 161V160H73ZM204 161V160H203ZM210 161V160H209ZM212 161H214V160H211V162L209 163V162H207L208 164V168H205V170H206V172H203V176L202 177H204V175H205V177L207 176V174H212V173H208L209 172V170H211L210 169V167L213 165V163H212ZM217 161H219V157H218V160ZM237 161V160H236ZM1 162H2V160H1ZM60 162V161H59ZM63 162H64V160H63ZM62 161H61V164L63 163ZM151 162V161H150ZM156 162V161H155ZM170 164H169V163ZM202 162V161H201ZM206 162V161H205ZM238 162V161H237ZM5 163H7V162H5ZM14 163V162H13ZM35 164H36V162H34ZM39 163V162H38ZM65 163V162H64ZM134 163V162H133ZM163 163V162H162ZM188 163H191V162H188ZM200 163V162H199ZM203 163V162H202ZM219 163V162H218ZM11 164V163H10ZM18 164H19V162H18ZM17 164V165H18ZM47 164V163H46ZM55 164H57L58 166H59V164L58 163H55ZM54 164V165H55ZM61 164H60V166H61ZM67 164V163H66ZM66 164H64V165H66ZM75 164V163H74ZM173 164V163H172ZM175 164H176V162H175ZM178 164V163H177ZM176 164V165H177ZM187 164V163H186ZM193 164H195V163H193ZM216 164V163H215ZM220 164H222V163H220ZM16 165V164H15ZM34 165V164H33ZM38 165V164H37ZM36 165V166H37ZM40 165H41V163H40ZM89 165V164H88ZM174 165V164H173ZM191 165V164H190ZM200 165V164H199ZM203 165V164H202ZM206 165V164H205ZM226 165H228V164H226ZM12 166V165H11ZM10 166V167H11ZM18 166H20V164L18 165ZM43 166V165H42ZM45 166V165H44ZM58 166H54L55 167V169L58 167ZM59 166V167H60ZM66 166H68V165H66ZM66 166H64V168L66 167ZM112 166H113V164H112ZM160 166H161V164H160ZM198 166V165H197ZM201 166V165H200ZM218 166V165H217ZM233 166V165H232ZM249 166V165H248ZM6 167V166H5ZM21 167V166H20ZM31 167V166H30ZM32 167H34V166H32ZM41 167V166H40ZM46 167H48V166H46ZM50 167V166H49ZM53 166H51L50 168H52ZM162 167V166H161ZM160 167V168H161ZM220 167V166H219ZM250 167V166H249ZM22 168V167H21ZM35 168H37V167H35ZM44 168V167H43ZM61 168V167H60ZM63 168V169H64ZM175 168H177V167H175ZM175 168H174V170H175ZM180 168V167H179ZM196 168V167H195ZM194 168V169H195ZM212 168L214 169L215 167H213L212 166ZM218 168V167H217ZM223 168V167H222ZM23 169V168H22ZM22 169H20V170H22ZM25 169V168H24ZM38 169H40V168H38ZM37 169V170H38ZM42 169V168H41ZM47 169V168H46ZM53 169V168H52ZM58 169V168H57ZM162 169V168H161ZM181 169H183V168H181ZM219 169V168H218ZM235 169V168H234ZM237 169H239V167L237 168ZM246 169V168H245ZM251 169V168H250ZM32 170V169H31ZM30 170V171H31ZM49 170H51V169H49ZM54 170V169H53ZM61 169H59V171H60ZM198 170V169H197ZM202 170H204V168L202 169ZM233 170V169H232ZM25 170H23L22 172H24ZM29 171V170H28ZM33 171V170H32ZM41 171V170H40ZM45 171V170H44ZM44 171H42V172H44ZM62 171V170H61ZM134 171V170H133ZM162 171H164L163 169H162ZM177 171V170H176ZM175 171V172H176ZM178 171H179V169H178ZM181 171V170H180ZM179 171V172H180ZM189 171V170H188ZM188 171H185V172H188ZM215 171H216V168H215ZM228 171V170H227ZM229 171H230V169H229ZM246 171V170H245ZM26 172H27V169H26ZM50 173L51 172H54V171H49ZM110 172V171H109ZM175 172H171L172 174L173 173H175ZM184 172V171H183ZM181 173L182 175L184 174V173ZM190 172V171H189ZM199 172V170L197 171V173ZM221 172V171H220ZM241 172V171H240ZM38 173V172H37ZM45 173V172H44ZM49 173V174H50ZM58 173V172H57ZM62 173V175H63V171L61 172ZM111 173V172H110ZM214 173V172H213ZM217 173V172H216ZM244 173V172H243ZM55 174V173H54ZM59 174V173H58ZM163 174V173H162ZM161 173H160V175H158L159 176V178H160V176L162 175ZM188 174H190V173H188ZM12 175V174H11ZM30 175V174H29ZM74 175V174H73ZM164 175V176H165ZM169 175H171V174H169ZM186 175V174H185ZM212 175H214V174H212ZM26 176V175H25ZM45 176H46V174H44L42 177L43 178H45ZM47 176H48V180L50 179L51 180V176H49L48 174H47ZM137 176V175H136ZM174 176V175H173ZM173 176H172V178H173ZM179 176V175H178ZM190 176H192L191 174H190ZM200 176V175H199ZM198 176V177H199ZM24 177V176H23ZM34 176H32V178H33ZM40 177V176H39ZM42 177H40V178H42ZM50 177V178H49ZM181 177V176H180ZM185 177V176H184ZM188 177V175L186 176V178ZM204 177V178H205ZM210 177V176H209ZM208 177V178H209ZM221 177V176H220ZM239 177H241V176H239ZM29 178V177H28ZM60 178V177H59ZM108 179H109V177H107ZM112 178V177H111ZM156 179L155 180H158V181H160L157 177H155ZM170 178H171V176H170ZM190 178V177H189ZM212 178H214V177H212ZM218 178V177H217ZM237 178V177H236ZM36 179V178H35ZM53 179V178H52ZM63 179V178H62ZM103 179V178H102ZM113 179V178H112ZM147 179V178H146ZM161 179H163V176H162V178ZM166 179V178H165ZM182 179V178H181ZM180 179V180H181ZM199 179V178H198ZM205 179H207V177L205 178ZM205 179H202V181H204ZM218 179H220V178H218ZM240 179V178H239ZM238 179V180H239ZM39 180V179H38ZM38 180H36V181H38ZM44 180V179H43ZM43 180H41V181H43ZM46 180V179H45ZM115 180V179H114ZM150 179H148L147 181H149ZM170 180V179H169ZM177 180H178V178H177ZM200 180V179H199ZM210 180V179H209ZM208 180V182H210ZM24 181V180H23ZM97 181V180H96ZM106 181H109V180H105V182ZM138 181V180H137ZM147 181H145L144 179H141L140 181H139V183H145V184H143L144 186H142V187H144L143 189L145 190L144 192H146L147 193V195H149L150 196V194H151V192H149V191H152V187L154 186H151V188H148V187H150V186H148V184H147ZM150 181H153L152 180V177H151V180ZM202 181H200V183H202ZM205 181H207V180H205ZM204 181V182H205ZM213 182H215L216 180L214 179V180H212ZM220 180H217V182H219ZM223 181V183H224V180H222ZM235 181V180H234ZM234 181L232 182V183H234ZM46 182H48L47 180H46ZM46 182H44V183H46ZM50 183H51V181H49ZM53 182H55V181H53ZM52 182V183H53ZM56 182H57V180H56ZM104 182V181H103ZM157 182V181H156ZM156 182L154 181V183H152V184H155V185H157V184H159L158 182H157V184H156ZM170 182V181H169ZM236 182V181H235ZM43 183V182H42ZM109 183V182H108ZM118 183V182H117ZM138 183V182H137ZM30 183L28 182V185H29ZM107 184V183H106ZM149 184H151V183H149ZM151 184V185H152ZM169 185L171 184V183H168ZM176 184H177V182H176ZM181 184H182V182H181ZM184 184V183H183ZM198 184H199V182H198ZM220 184H221V181H220ZM37 185V184H36ZM58 185V184H57ZM62 185V184H61ZM112 185V184H111ZM113 185H116L114 182H113ZM118 185V184H117ZM123 185V184H122ZM135 184H133V186L132 187H135L134 186ZM137 185V184H136ZM162 185L163 186H166V184L164 185L163 183H162ZM207 185H208V183H207ZM229 185V184H228ZM227 185V186H228ZM240 185V184H239ZM24 186V185H23ZM217 186H218V184H217ZM25 187H26V185H25ZM30 187H32V186H30ZM41 187H43V186H41ZM119 187V186H118ZM128 187V186H127ZM137 187V186H136ZM139 187V186H138ZM141 187V188H142ZM148 188V190L146 191V189ZM162 187V186H161ZM171 187H173V186H171ZM205 187V186H204ZM222 187V186H221ZM234 187V185L231 187V188H233ZM28 188V187H27ZM59 188V187H58ZM99 188V187H98ZM124 188H126L125 186L123 187V190H126V189H124ZM153 188H155V187H153ZM162 188H164V189H166L165 187H162ZM161 188V189H162ZM51 189V188H50ZM108 189V188H107ZM112 189V188H111ZM116 189V188H115ZM128 189V188H127ZM131 189H133V188H131ZM160 189V188H159ZM164 189H162V190H164ZM180 189V188H179ZM218 189V188H217ZM216 189V190H217ZM233 189H235V188H233ZM58 190H60V189H58ZM106 190V189H105ZM114 190V189H113ZM141 190V189H140ZM178 190V189H177ZM202 190H205V189H202ZM215 190V189H214ZM48 191H50V190H48ZM64 191V190H63ZM129 191V190H128ZM137 191V190H136ZM164 191H166V190H164ZM183 191V190H182ZM189 191V190H188ZM199 191H201L200 189H199ZM219 191V190H218ZM225 191V190H224ZM233 191V190H232ZM33 192V191H32ZM125 192V191H124ZM130 192V191H129ZM128 192V194H127V196L128 195H130V193L132 192H130L129 193ZM142 192V191H141ZM158 192H162V191H158ZM175 191H173V193H174ZM180 192H181V190H180ZM184 192V191H183ZM198 192V191H197ZM196 192V194H198ZM203 192H205V191H203ZM209 192V191H208ZM210 192H212V191H210ZM210 192L208 193V194H206V195H204V194H202V195H204V197L205 196H207V195H209L207 198H209L210 199V195L213 193H211L210 194ZM216 192V191H215ZM27 193V192H26ZM43 193H45V192H43ZM47 193V192H46ZM102 193H103V191H102ZM140 193V192H139ZM154 193H156L155 191L153 192V194L151 195V196H153L154 195ZM200 193H202V192H200ZM199 193V194H200ZM216 193H218V194H216V195H219V193H220V191L219 192H216ZM58 194V193H57ZM123 194V193H122ZM125 194V195H126ZM198 194V195H199ZM22 195V194H21ZM48 195V194H47ZM52 195V194H51ZM68 195V194H67ZM103 195V194H102ZM107 195V194H106ZM146 195V194H145ZM168 195H170V194H168ZM172 195V194H171ZM181 195V194H180ZM184 195V194H183ZM197 195V196H198ZM225 195V194H224ZM57 196V195H56ZM109 196V195H108ZM144 196V194L142 195V197ZM161 196H163V195H161ZM160 196V197H161ZM186 196V195H185ZM197 196H196V201L195 202H197ZM200 196V195H199ZM199 196H198V198H199ZM212 197H213V195H211ZM223 196V195H222ZM221 196V197H222ZM32 197V196H31ZM52 197H53V195H52ZM65 197V196H64ZM124 197V196H123ZM141 197V198H142ZM154 197H158V196H154ZM153 197V198H154ZM159 197V198H160ZM179 197V196H178ZM221 197H220V199H221ZM224 197V196H223ZM45 198H46V196H45ZM44 198V199H45ZM50 198V197H49ZM58 198H59V196H58ZM119 198H121V197H119ZM127 198H129V200H130V197H127ZM140 198V199H141ZM153 198H152V200H153ZM162 198H164V197H162ZM200 198H202V197H200ZM217 198H219V196H217ZM228 198V197H227ZM56 199V198H55ZM108 199V198H107ZM112 199V198H111ZM144 199V198H143ZM142 199V200H143ZM161 199V198H160ZM166 199V198H165ZM172 199H177L176 197H172ZM172 199H169V200H172ZM179 199V198H178ZM184 200H188L187 198H183ZM182 199V200H183ZM191 199V198H190ZM209 199H205V200H209ZM31 200H33V199H31ZM121 200H123V199H121ZM120 200V201H121ZM141 200V201H142ZM146 200V199H145ZM147 200H148V196H147ZM147 200H146V202L145 203H147ZM155 200V199H154ZM154 200H153V202H150L151 204L152 203H155L154 202ZM157 200H159V199H156V201ZM162 200V199H161ZM193 200H195V197L193 198ZM58 201V200H57ZM123 201H125V202H123ZM122 202L125 204L126 203V199L124 198V200H123ZM133 201V200H132ZM199 201V200H198ZM200 201H201V199H200ZM204 201V200H203ZM220 201V200H219ZM219 201H217V203L219 202ZM32 202H34V201H32ZM39 202V201H38ZM42 202H43V200H42ZM50 202V201H49ZM54 202V201H53ZM62 202V201H61ZM64 202V201H63ZM164 202H165V200H164ZM179 202V201H178ZM178 202H177V207H179L178 206ZM186 202V201H185ZM221 202V201H220ZM219 202V203H220ZM37 203V202H36ZM123 203H121V204H123ZM127 203H128V201H127ZM135 203V202H134ZM138 203V202H137ZM149 203V205H151ZM201 203H203V202H201ZM205 203V202H204ZM38 204V203H37ZM36 204V205H37ZM157 204V203H156ZM161 204H163V202L161 203ZM167 204V203H166ZM173 204V203H172ZM175 204H173V206H171V207H169L170 209L169 210H171V208L172 207H174V205ZM185 203L183 202V205H184ZM194 204V203H193ZM197 204H198V202H197ZM199 204H200V202H199ZM46 205H48V203H46ZM50 205V204H49ZM158 205H160V203L158 204ZM157 205V206H158ZM186 205V204H185ZM206 205V204H205ZM123 206V205H122ZM122 206H120L121 207V210H119L120 212H118L117 211V213H121V214H123L124 213V208L122 207ZM127 207H128V205H126ZM135 206V205H134ZM156 206V205H155ZM191 206V205H190ZM201 206V205H200ZM216 206V205H215ZM37 207V206H36ZM126 207V208H127ZM141 207V206H140ZM150 207H152V209H153V204H152V206H150ZM161 207H163V206H160V210H162L161 209ZM181 207V206H180ZM202 207H204V205L202 204ZM211 207V206H210ZM210 207H206V208H210ZM220 207V206H219ZM75 208V207H74ZM80 208V207H79ZM116 208V207H115ZM159 208V207H158ZM193 209L195 208V207H192ZM191 208V209H192ZM222 208H224V206L222 207ZM33 209V208H32ZM46 209V208H45ZM133 210H134V208H132ZM147 209V208H146ZM151 208H150V210H152ZM173 209V208H172ZM196 209H198V207H196ZM196 209H195V211H196ZM36 210H38V209H36ZM43 210V209H42ZM128 210V209H127ZM127 210L125 211V212H127ZM140 210V209H139ZM156 210H159V209H156ZM201 210V209H200ZM213 210V209H212ZM220 210V209H219ZM218 210V211H219ZM113 211V210H112ZM148 211V210H147ZM152 211H154V210H152ZM177 211V210H176ZM198 211H199V209H198ZM211 211V210H210ZM217 211V210H216ZM73 212V211H72ZM130 212H132V210L130 211ZM136 212H137V210H136ZM144 212V211H143ZM172 212V211H171ZM170 212V213H171ZM174 212V211H173ZM191 212V211H190ZM194 212V211H193ZM202 212V211H201ZM200 212V213H201ZM10 213V212H9ZM8 213V214H9ZM34 213V212H33ZM47 213V212H46ZM51 213V212H50ZM111 213V212H110ZM132 213H134V211L132 212ZM148 213H150V212H148ZM148 213H146V214H148ZM192 213V212H191ZM198 214H199V212H197ZM196 213V214H197ZM127 214V213H126ZM129 214V213H128ZM141 214H142V212H141ZM153 214H154V212H153ZM153 214H150L149 215V217H151L152 218V216H153ZM159 215L161 214L162 215V213H158ZM165 214H167V213H165ZM164 214V215H165ZM202 214H204V213H202ZM30 215V214H29ZM73 215V214H72ZM82 215H84V213L82 214ZM103 215H105V214H103ZM107 215V214H106ZM155 215H157L156 213L154 214V216ZM163 215V216H164ZM167 215H169V212H168V214ZM194 215V214H193ZM205 215V214H204ZM204 215H202V216H204ZM224 215V214H223ZM99 216V215H98ZM108 216V215H107ZM129 216V215H128ZM173 216V215H172ZM198 216V215H197ZM44 217V216H43ZM66 217V216H65ZM102 217V216H101ZM105 217V216H104ZM121 217H123V216H121ZM127 217V215L126 216H124L123 218L125 219ZM143 217V216H142ZM147 218H149L148 216H146ZM196 217V216H195ZM199 217H200V215L198 216V222H199ZM216 217H218V215L216 216ZM44 218H46V217H44ZM79 218V217H78ZM144 218V217H143ZM154 218V217H153ZM159 218H160V216H159ZM169 218V217H168ZM204 218H206L205 216L203 217V220H204ZM6 219H8V217L6 218ZM103 219V218H102ZM105 219H106V217H105ZM162 219V218H161ZM195 219V218H194ZM193 219V220H194ZM208 219H209V217H208ZM215 219V218H214ZM1 220V219H0ZM109 220V219H108ZM121 218L119 217H116V219L114 220L115 221V225L117 226V228H119V227H121V225H122V228H123V223L121 224ZM143 220V219H142ZM145 220H147V219H145ZM154 220V222H155V220L156 219H153ZM159 220V221H158ZM157 221V225H159V222H161V220L160 219H158ZM163 220V219H162ZM170 220H172V219H170ZM169 220V221H170ZM186 219H184V221H185ZM197 220V219H196ZM196 220H194V221H196ZM29 221V220H28ZM183 221V220H182ZM183 221V222H184ZM187 221V220H186ZM208 221V220H207ZM2 222V221H1ZM13 222V221H12ZM126 222H128V221H126ZM131 222V221H130ZM129 222V223H130ZM163 222V221H162ZM181 222V221H180ZM183 222H181V223H183ZM189 222V221H188ZM208 222H210V221H208ZM3 223V222H2ZM186 223V222H185ZM200 224H201V221L199 222ZM215 223H216V219H215ZM11 224V223H10ZM10 224H8V225H10ZM61 224V223H60ZM147 224V223H146ZM156 224V223H155ZM190 224V223H189ZM205 224H207V222L205 223ZM205 224H202L203 226H201V227H204V225ZM208 224H210V223H208ZM7 225V226H8ZM136 225V224H135ZM144 225H145V223H144ZM143 225V226H144ZM157 225H155V226H157ZM162 225H164V223L162 224ZM162 225H161V227H162ZM213 225V224H212ZM55 226V225H54ZM57 226H58V224H57ZM105 226V225H104ZM125 226V225H124ZM142 226V227H143ZM149 226H150V224H149ZM149 226L147 227V228H149ZM176 226V225H175ZM177 226L178 227H182L183 225H178V223H177ZM186 226V225H185ZM0 227H2L1 226V224H0ZM9 227V226H8ZM126 227V226H125ZM152 227H153V225H152ZM159 227V226H158ZM158 227H156L157 229H158ZM186 227H188V226H186ZM186 227H182L181 228V230L183 229V228H186ZM205 227H206V225H205ZM204 227V228H205ZM5 228V227H4ZM52 228V227H51ZM122 228H120L119 229V231L120 230H122ZM147 228H144L145 230H149V229H151V228H149V229H147ZM168 228V227H167ZM171 228H174V227H171ZM170 228V229H171ZM176 228V227H175ZM166 229V228H165ZM177 229V228H176ZM18 230V229H17ZM156 230V229H155ZM155 230H154V232H155ZM216 230V229H215ZM31 231V230H30ZM152 231V230H151ZM177 231V230H176ZM183 231V230H182ZM188 231L189 230H187V233H188ZM192 231V230H191ZM258 231V230H257ZM85 232V231H84ZM150 232V231H149ZM160 232V231H159ZM181 232V231H180ZM184 232H185V230H184ZM261 232V231H260ZM13 233V232H12ZM254 233H256V232H254ZM85 234V233H84ZM182 234V233H181ZM192 234V233H191ZM194 234V233H193ZM262 234V233H261ZM151 235V234H150ZM47 236V235H46ZM49 236V235H48ZM227 236V235H226ZM29 237H31V236H29ZM77 237H78V235H77ZM84 237V236H83ZM82 237V238H83ZM254 238V237H253ZM32 239V238H31ZM34 239V238H33ZM84 239V238H83ZM82 239V240H83ZM198 239V238H197ZM201 239H203V238H201ZM101 240V239H100ZM131 240V239H130ZM251 240H252V237H251ZM250 240V242H252ZM2 241V240H1ZM7 241V240H6ZM20 241V240H19ZM27 241H29V240H27ZM34 241V240H33ZM80 241V240H79ZM144 241V240H143ZM255 241H256V239H255ZM254 241V242H255ZM50 242V241H49ZM82 241H80V243H81ZM99 242V241H98ZM129 242V241H128ZM1 243V242H0ZM28 243H30V242H28ZM46 243V242H45ZM59 243V242H58ZM92 243L93 242H91V243H89V244H91L92 245ZM82 244H84L83 242H82ZM95 244V243H94ZM93 244V245H94ZM259 246H260V244L259 243H257ZM13 245V244H12ZM25 245V244H24ZM77 245V244H76ZM80 244H78V246H79ZM90 245V246H91ZM99 245V244H98ZM26 246V245H25ZM75 246V245H74ZM84 246V245H83ZM86 246V245H85ZM84 246V247H85ZM88 246V245H87ZM89 246V248L91 249L92 247L94 248V246H92V247H90ZM245 246H248V245H245ZM258 246V247H259ZM1 247H4L3 245H1L0 246V249H1ZM28 247V246H27ZM29 247H31V246H29ZM84 247H83V249H84ZM101 247V246H100ZM131 247V246H130ZM148 247V246H147ZM252 247V246H251ZM12 248V247H11ZM86 248V247H85ZM88 248V247H87ZM98 248V250H99V252H100V249H99V247H97ZM3 249V248H2ZM7 249V248H6ZM9 249V248H8ZM23 249H24V246H23ZM28 249V248H27ZM88 249L89 251H91V250H93V252H94V250H96V248L95 249ZM141 250H142V248H140ZM257 249V248H256ZM11 250V249H10ZM22 250V249H21ZM25 250V249H24ZM77 250V249H76ZM75 250V251H76ZM86 250V249H85ZM206 250V249H205ZM261 250H263L264 251V249H261ZM23 251V250H22ZM27 251V250H26ZM26 251L25 252H22V253H26ZM80 251H82V250H80ZM84 251V250H83ZM87 251V250H86ZM88 251V252H89ZM97 251V250H96ZM246 251H247V249H246V247L245 248H243L242 247V249H240L237 253H235V254H233V256H231L232 258H231V260L234 262V261H240V260H242V258L244 257V255L246 254ZM12 252H13V250H12ZM21 251H19V254L21 255V253H20ZM30 252V251H29ZM31 252H33V251H31ZM63 252V251H62ZM102 252H103V250H102ZM200 252V251H199ZM198 252V253H199ZM9 253V252H8ZM17 253V252H16ZM33 253H36V252H33ZM97 253V252H96ZM96 253L94 252V254L96 255ZM140 253V252H139ZM143 253V252H142ZM259 252H257V253H255V254H252V255H256V254H258ZM260 253H261V251H260ZM11 254V253H10ZM28 254V253H27ZM32 254V253H31ZM47 254V253H46ZM54 254V253H53ZM72 254H75V253H72ZM72 254H71V256H72ZM80 255L82 254V253H79ZM86 254H87V252H86ZM85 254V255H86ZM89 254V253H88ZM94 254H92L91 255V257H94ZM1 255H2V253H1ZM12 255V254H11ZM15 255V254H14ZM26 255V254H25ZM83 255V254H82ZM250 255V254H249ZM3 256L5 257V255H4V252H3ZM2 256V257H3ZM19 255H17V257H18ZM43 256V255H42ZM48 256H49V254H48ZM47 256V257H48ZM77 256V255H76ZM89 256V255H88ZM108 256V255H107ZM251 256V255H250ZM3 257V258H4ZM9 257V256H8ZM27 257V256H26ZM25 257V258H26ZM34 257V256H33ZM40 257V256H39ZM47 257H45V258H47ZM96 257V256H95ZM171 257V256H170ZM174 257H176V256H174ZM259 257H261V259L259 260V262L257 263V264H264V252H262V254H261V256L259 255L258 256V258ZM11 258V257H10ZM36 258H38V257H36ZM74 259H75V256L73 257ZM79 258H81L80 256H79ZM251 258H252V256H251ZM254 258H256V257H254ZM16 259V258H15ZM14 259V260H15ZM22 259H24V258H22ZM42 259V258H41ZM44 259V258H43ZM82 259V258H81ZM86 259V258H85ZM89 259V258H88ZM92 259V258H91ZM91 259H90V261H91ZM99 259H101V258H99ZM178 259V258H177ZM185 259V258H184ZM249 259H250V257H249ZM1 260V259H0ZM4 260H5V258H4ZM31 260V259H30ZM35 260H37V259H35ZM38 262H40L41 260L38 258ZM59 260V259H58ZM76 260H77V257H76ZM83 261H84V259H82ZM117 260V259H116ZM122 260H124V259H122ZM173 260H174V258H173ZM190 260V259H189ZM230 260V261H231ZM254 260V259H253ZM256 260V259H255ZM3 261V260H2ZM6 261H7V259H6ZM29 261V260H28ZM32 261H34V259L32 260ZM47 261V260H46ZM56 261H57V259H56ZM56 261H54V262H56ZM64 261V260H63ZM62 261V262H63ZM66 261H71V260H66ZM105 261V260H104ZM167 261V260H166ZM237 261V262H238ZM1 262V261H0ZM12 262V261H11ZM19 262V259H18V261H17V263ZM38 262H36V263H38ZM41 262H43V261H41ZM50 262V261H49ZM48 262V263H49ZM65 262V261H64ZM63 262V263H64ZM72 262H74V260L72 259ZM76 262V261H75ZM77 262H79V263H77V264H81V262L82 261H79V260H77ZM86 262V260L84 261V263ZM120 262V261H119ZM232 262V263H233ZM251 262V261H250ZM250 262H248V264L250 263ZM253 262V261H252ZM255 262V261H254ZM253 262V264H255ZM2 263V262H1ZM29 263V262H28ZM32 264L34 263V262H31ZM50 263H52V262H50ZM61 263V262H60ZM87 263H88V261H87ZM113 263V262H112ZM178 263H179V261H178ZM178 263H176V264H178ZM15 264V263H14ZM67 264V263H66ZM73 264V263H72ZM98 264V263H97ZM108 264V263H107ZM114 264V263H113ZM182 264V263H181ZM236 264V263H235ZM246 264H247V262H246ZM252 264V263H251Z\"/></svg>", "mask_w": 264, "mask_h": 264}]
</instances>
